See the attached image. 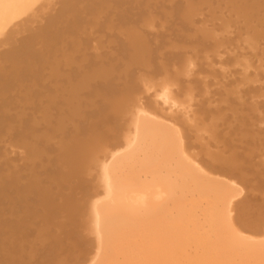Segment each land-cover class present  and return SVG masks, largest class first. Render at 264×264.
<instances>
[{
  "label": "bare ground",
  "instance_id": "obj_1",
  "mask_svg": "<svg viewBox=\"0 0 264 264\" xmlns=\"http://www.w3.org/2000/svg\"><path fill=\"white\" fill-rule=\"evenodd\" d=\"M79 1V0H78ZM92 1V0H91ZM105 1V0H104ZM117 1V0H114ZM175 1V0H174ZM190 1V0H189ZM192 1V0H191ZM211 2L208 4H211L208 12V17L210 18V22L208 25H203L202 31L203 37H207L209 40L207 43L210 47H212V50L214 48H217V52L215 51L216 55L219 57V63L221 65H224L226 63H229L231 61H237L242 67L241 77L244 81H247L249 84H252V86H247L252 89L253 85L256 86L262 78H264V0H210ZM73 0H0V49L6 48L8 55H6L5 64L9 63L8 65L4 64L3 68L0 69V96L6 97L7 95H10V92L13 90L11 88H14L15 86L21 85L23 88H29L26 89V92L23 93L27 94L28 100H37V98L40 97V95L44 94V91L39 89V83L42 81V75H40L39 67H36V63L32 64L31 61L34 58L41 59L42 55V49L41 53L38 51V49L35 48V39L41 38V35L36 33V28L34 27L35 24H38L45 19V17H48L49 22L52 20L53 23L56 24V22L53 20L55 10V7L57 5H61L62 7H65V9H69L68 7H72ZM82 2V1H81ZM84 2V1H83ZM209 2V1H208ZM114 3V2H113ZM177 3V2H176ZM191 3V2H190ZM251 3V4H250ZM171 4V3H170ZM198 4V3H197ZM85 5V4H84ZM92 5V4H91ZM104 5V4H103ZM119 5V4H118ZM135 5V4H134ZM139 5V4H137ZM200 5V4H199ZM68 6V7H67ZM217 6L218 11L220 12V15L216 12ZM58 7V6H57ZM67 7V8H66ZM140 7V6H139ZM112 8V7H111ZM62 8L61 10H63ZM136 9V8H135ZM139 10V8L137 7ZM203 9V8H202ZM206 9V8H205ZM206 9V10H207ZM60 10V9H59ZM60 10V11H61ZM103 10V9H102ZM115 10V9H114ZM173 10V9H171ZM198 10V9H197ZM58 11V10H56ZM59 13H62L60 12ZM65 11V10H63ZM187 11V10H186ZM204 11V10H203ZM208 11V10H207ZM101 12V11H100ZM128 12V11H127ZM126 12V13H127ZM141 12V11H139ZM153 12V11H152ZM163 12V11H162ZM206 12V11H204ZM174 13V12H173ZM188 13V12H187ZM194 13V11H193ZM69 14V13H67ZM182 14V13H181ZM204 14V13H203ZM207 14V13H205ZM51 15V16H50ZM54 15V16H53ZM91 15V14H90ZM174 15V14H173ZM219 15V17L217 16ZM63 16V14H62ZM68 16V15H67ZM85 16V15H84ZM96 16V15H95ZM105 16V15H104ZM186 16V15H185ZM190 16V15H189ZM196 16V15H195ZM201 16V14H200ZM204 16V15H203ZM202 16V17H203ZM52 17V19H51ZM83 17V16H82ZM138 17V15H137ZM236 17V18H235ZM175 18V17H174ZM187 17H185L186 19ZM191 18V17H190ZM195 18V17H194ZM198 18V17H197ZM166 19V18H165ZM183 18H181L182 20ZM203 19V18H202ZM237 19L235 21L236 27L234 31L231 29L232 26L228 25L230 20ZM74 20V19H73ZM191 20V19H190ZM201 20V18H200ZM209 19H206V21ZM70 21V20H69ZM177 21V20H176ZM189 21V20H185ZM196 21V20H195ZM203 21V20H202ZM73 22V21H72ZM77 22V21H76ZM96 22V21H94ZM103 22V21H102ZM133 22V20H132ZM200 22V21H199ZM198 22V23H199ZM205 22V21H204ZM239 22V23H238ZM51 23V22H50ZM86 23V22H85ZM150 23V22H149ZM163 23V22H162ZM190 23V22H189ZM234 23V21H233ZM89 24V23H88ZM128 26H131L132 24L134 26L139 25V22L134 23H126ZM183 24V23H182ZM192 24V21H191ZM206 24V22L204 23ZM48 25V24H47ZM59 25V24H58ZM63 25V24H62ZM72 25V24H71ZM112 25V24H111ZM147 25V24H146ZM197 25V24H196ZM202 25V24H201ZM36 26V25H35ZM64 26V25H63ZM67 26V25H66ZM65 26V27H66ZM91 26V25H90ZM117 26V25H116ZM157 26V25H156ZM181 26V25H180ZM198 27L200 25H197ZM196 26V27H197ZM38 27V25H37ZM52 27V26H49ZM62 27V26H59ZM81 26L74 25L69 30L71 33H78ZM86 27V26H85ZM106 27V26H105ZM160 27V26H159ZM165 27V26H164ZM195 27V25H194ZM55 28V27H54ZM138 28V27H137ZM154 28V27H151ZM192 28V27H190ZM201 28V27H200ZM35 29V30H34ZM150 29V28H149ZM155 29V28H154ZM178 29V28H177ZM187 29V28H186ZM197 29V28H196ZM64 30H66L64 28ZM85 30V29H83ZM87 30V29H86ZM142 30V29H141ZM195 30V28H194ZM232 30V31H231ZM62 31V30H61ZM148 31V30H147ZM153 31V30H151ZM192 31V30H191ZM201 31V32H202ZM29 32H31L29 34ZM39 32V31H38ZM80 32V31H79ZM88 32V30L86 31ZM112 32V31H111ZM146 32V31H145ZM162 32V31H161ZM182 32V31H181ZM200 32V33H201ZM220 32V33H219ZM26 33V37L24 34ZM45 33V31L40 32ZM247 34L248 37L253 34L251 37L246 38L247 36L243 35ZM28 34V36H27ZM81 34V33H80ZM185 34V33H183ZM195 34L199 35L198 32H195ZM45 35V34H44ZM43 35V37H45ZM76 35V34H75ZM90 35V34H89ZM115 35V34H114ZM147 35V34H146ZM167 35V34H166ZM202 35V34H201ZM200 35V36H201ZM122 36V35H121ZM120 36V37H121ZM199 36V37H200ZM245 36L246 41L245 44L248 47H243L240 45L233 46L234 48H231L233 51L230 50V43L234 40H242ZM50 38L52 36H46L45 38ZM48 39L45 44L44 41L39 39L43 42L44 45H47L48 43L51 44L52 40H60L58 39V36ZM59 37H62L59 35ZM89 37V36H88ZM97 37V36H96ZM155 37V36H153ZM198 36H196L197 38ZM21 38V39H19ZM108 38V37H107ZM124 38V37H123ZM188 38V37H186ZM195 38V37H194ZM202 38V36H201ZM70 39V38H69ZM160 39V37H159ZM181 39V38H180ZM193 39V38H192ZM76 40V39H75ZM189 40V39H187ZM203 40V39H202ZM201 40V41H202ZM54 41V42H55ZM79 41V40H77ZM91 41V40H90ZM185 41V40H184ZM207 41V40H205ZM62 43V40L60 41ZM59 42V43H60ZM70 42V41H68ZM67 42V44H68ZM74 42V41H73ZM47 43V44H46ZM92 43V42H91ZM118 43V42H117ZM147 43V42H146ZM156 43V42H155ZM188 41V45H189ZM206 43V42H205ZM39 44V42H38ZM41 44V43H40ZM63 44V43H62ZM94 44V43H93ZM157 44V43H156ZM230 44L229 46H226ZM240 44V43H239ZM53 45V43H52ZM97 45V44H95ZM130 45V44H129ZM170 45V44H169ZM200 45V44H198ZM203 45V44H201ZM51 46V45H50ZM49 46V47H50ZM65 46V45H64ZM94 46V45H92ZM100 46V45H99ZM98 46V47H99ZM109 46V45H108ZM114 46V45H113ZM46 47V46H44ZM43 47V50L45 51ZM47 45V52L49 53V48ZM63 47V46H62ZM81 47V46H80ZM112 47V46H111ZM115 47V46H114ZM118 47V46H117ZM179 47V46H178ZM199 47V46H198ZM243 47V48H242ZM9 48V49H8ZM105 48V47H104ZM110 48V46H109ZM142 48V47H141ZM155 48V47H154ZM201 48V47H200ZM89 49V48H87ZM113 49V48H112ZM111 49V50H112ZM118 49V48H117ZM120 49V48H119ZM137 49V48H136ZM168 49V48H167ZM188 49V48H187ZM186 49V50H187ZM246 49H248L253 55L249 60H246L244 62L239 61L241 58L240 54H246ZM74 50V49H73ZM114 50V49H113ZM143 50V49H142ZM162 50V49H161ZM171 50V49H170ZM178 50V49H177ZM205 50V49H204ZM216 50V49H215ZM22 51V52H21ZM95 52L97 50H94ZM101 51V50H100ZM104 51V50H102ZM175 51V50H174ZM184 51V49H183ZM192 51V50H191ZM197 51V50H196ZM210 51V49H209ZM91 52V51H90ZM114 51H112L113 53ZM118 52V51H117ZM172 52V51H171ZM202 52V51H201ZM39 53V54H38ZM51 53V52H50ZM49 53V54H50ZM93 53V52H92ZM97 53V52H96ZM95 53V54H96ZM100 53V52H99ZM98 53V54H99ZM110 53V52H109ZM120 53V52H119ZM135 53V50H134ZM152 53V52H151ZM165 53V51H164ZM203 53V52H202ZM201 53V54H202ZM206 56L208 52H205ZM213 53V52H212ZM211 53V54H212ZM42 54V55H41ZM82 54V53H81ZM125 54V52H123ZM140 54V52H139ZM191 54V53H190ZM204 54V53H203ZM210 54V53H209ZM208 54V56H209ZM37 57H36V56ZM55 55V54H54ZM112 55V54H110ZM142 55V54H141ZM155 55V54H154ZM169 55V54H168ZM188 55V54H187ZM5 56V55H3ZM41 56V57H40ZM46 56V58H45ZM70 56V55H69ZM99 56V55H98ZM120 56V55H118ZM134 56V55H133ZM170 56V55H169ZM200 56V55H199ZM212 56V55H211ZM225 56V57H223ZM2 57V54L0 55ZM49 57V55H48ZM94 57V56H93ZM108 57V56H107ZM122 57V56H121ZM146 57V56H144ZM214 57V55H213ZM47 59V54L43 56L44 60ZM52 58V57H51ZM54 58V56H53ZM100 58V57H99ZM129 58V57H128ZM151 58V57H150ZM202 58V57H201ZM208 58V57H207ZM38 59V60H39ZM69 59V58H68ZM87 59V58H86ZM90 59V58H89ZM118 59V58H117ZM132 59V58H131ZM139 59V58H138ZM210 59V58H208ZM19 60L21 62H19ZM41 60H39L41 62ZM60 60V59H59ZM58 60V62H60ZM80 60V59H79ZM99 60V59H98ZM103 60V59H102ZM108 60V58H107ZM151 60V59H150ZM195 60V59H194ZM212 60V58L210 59ZM18 61L19 64L13 62ZM30 61V62H29ZM48 61V60H46ZM119 61V60H118ZM153 61V60H152ZM187 61V60H186ZM189 61V62H188ZM188 65L186 68L189 69V67H194L192 64L195 65L196 62H192V59L188 60ZM255 61V62H254ZM7 62V63H6ZM37 62V60H36ZM70 62V61H69ZM74 62H77L74 60ZM80 62V61H79ZM94 62V61H93ZM155 62V61H154ZM158 62V61H157ZM203 62V61H202ZM212 62V61H211ZM216 62V61H215ZM218 62V61H217ZM43 63V62H42ZM41 63V64H42ZM72 63V62H70ZM128 63V62H127ZM173 63V62H172ZM199 63V62H198ZM0 64V65H2ZM58 64V63H57ZM61 64V63H60ZM68 64V63H67ZM75 64V63H73ZM78 64V63H77ZM80 64V63H79ZM103 64V63H102ZM111 64V63H110ZM126 64V63H125ZM123 64V66L125 65ZM176 64V63H175ZM182 64V63H180ZM202 64V63H201ZM213 64V63H212ZM50 65V64H49ZM87 65V64H86ZM183 65V64H182ZM192 65V66H191ZM211 65V64H210ZM42 66V65H39ZM47 66V65H46ZM51 66V65H50ZM53 66V64H52ZM59 68V65H56ZM74 66V65H73ZM76 66V65H75ZM83 66V65H82ZM129 66V65H128ZM205 66V65H204ZM214 66V65H213ZM49 67V66H48ZM55 67V65H54ZM67 67V66H66ZM103 67V66H102ZM174 67V66H173ZM179 67V66H178ZM198 67V65H197ZM226 67V66H225ZM56 68V67H55ZM57 68V69H58ZM79 68V69H78ZM78 71L80 72V66H78ZM89 68V67H86ZM127 68V65H126ZM129 68V67H128ZM134 68V67H133ZM202 68V67H201ZM205 68V67H203ZM211 68V67H210ZM217 68V67H216ZM45 69V68H44ZM54 69V68H53ZM52 69V70H53ZM115 69V68H114ZM112 69V70H114ZM159 69V68H158ZM176 69V68H175ZM185 69V68H183ZM191 69V68H190ZM209 69V68H206ZM213 69V67L211 68ZM220 69V66L218 70ZM42 70V69H41ZM49 70V69H48ZM55 70V69H54ZM85 70V69H84ZM103 70V69H102ZM109 70V69H108ZM110 70V71H112ZM128 70V69H127ZM139 70V69H138ZM152 70V68H151ZM177 70V69H176ZM175 70V71H176ZM205 70V69H204ZM216 70V69H215ZM45 71H47L45 69ZM71 71V70H70ZM77 71V70H75ZM121 71V70H120ZM168 71V70H167ZM186 71V70H184ZM189 71V70H188ZM223 70H221L222 72ZM93 72V71H92ZM122 72V71H121ZM125 72V71H124ZM190 72V71H189ZM202 72V71H201ZM208 72V70L206 71ZM216 72V71H215ZM214 72V73H215ZM225 72V71H224ZM238 72V70L236 71ZM43 73V72H42ZM88 72L82 71L79 75L82 77H86V74ZM113 73V72H112ZM116 73V72H115ZM154 73V72H153ZM180 73V72H179ZM184 73V72H183ZM186 73H188L186 71ZM193 73V68L192 72ZM205 73V71H204ZM239 73V72H238ZM45 74V73H44ZM47 74V73H46ZM77 74V73H76ZM109 74V73H108ZM111 74V73H110ZM166 74V73H165ZM171 74V73H170ZM169 74V75H170ZM175 74V73H174ZM190 74V73H188ZM188 74L185 76L187 77ZM199 74V72H198ZM197 74V75H198ZM201 74V73H200ZM211 74V73H210ZM209 74V75H210ZM213 74V73H212ZM222 74V73H221ZM99 75H100V69H99ZM120 75V74H119ZM118 75V76H119ZM140 75V74H139ZM146 75V74H145ZM150 75V74H149ZM177 75V73H176ZM181 75V74H180ZM183 75V74H182ZM192 75V74H191ZM206 75V78H211ZM204 75V76H205ZM214 75V74H213ZM224 75V74H223ZM254 75V76H253ZM115 76V75H114ZM121 76V75H120ZM123 76V75H122ZM138 76V75H137ZM147 76V75H146ZM156 76V75H155ZM175 76V75H173ZM183 75V77H185ZM190 76V75H189ZM188 76L187 80L190 79ZM203 76V77H204ZM219 76V75H218ZM222 76V75H220ZM237 76H240L237 74ZM235 75H232L231 78L236 79L237 77ZM90 77V76H89ZM100 77V76H99ZM111 77V76H110ZM141 77V76H140ZM193 77V76H191ZM198 77V76H197ZM228 76L225 75V78ZM61 78V77H60ZM59 78V79H60ZM75 78V77H74ZM102 78V77H100ZM107 78V76H106ZM166 78V77H165ZM169 78V77H168ZM179 78V77H178ZM202 78V77H201ZM71 78H69L70 80ZM79 79V77H78ZM88 79V78H87ZM94 80V78H92ZM105 79V78H104ZM110 79V78H109ZM120 79V78H119ZM122 79V78H121ZM133 79V76H132ZM171 79V78H170ZM185 79L186 78H182ZM194 79V77H193ZM196 79V78H195ZM209 79V80H210ZM214 79V78H213ZM51 80V79H50ZM64 80V79H62ZM60 80V81H62ZM73 80V77H72ZM71 80V81H72ZM82 80V79H81ZM92 80V81H93ZM114 80V79H113ZM143 80V79H142ZM150 80V78H149ZM186 80V81H187ZM191 80V79H190ZM205 80V78H204ZM208 80V79H207ZM208 80V81H209ZM222 80V79H221ZM225 79H223V82ZM238 80V79H237ZM263 80V79H262ZM48 81V80H47ZM59 81V82H60ZM95 81V80H94ZM93 81V82H94ZM109 82L111 80H108ZM118 81V80H117ZM136 81V80H135ZM139 81V80H138ZM161 81V82H160ZM160 83H162L161 77H160ZM169 81V80H168ZM171 81H173L171 79ZM178 81V80H177ZM176 81V82H177ZM182 81V80H181ZM192 81V80H191ZM197 81V80H195ZM206 81V80H205ZM213 81V80H212ZM76 82V81H75ZM102 82V81H101ZM104 82V81H103ZM108 82V83H109ZM130 82V80L128 81ZM148 82V81H147ZM214 82V81H213ZM241 82V81H240ZM243 82V81H242ZM45 83V82H44ZM48 85H54L53 83ZM74 83V80H73ZM95 83V82H94ZM107 83V81H106ZM105 83V84H106ZM122 83V82H120ZM146 83V82H145ZM151 83H153L151 81ZM154 83H156L154 81ZM170 83V82H169ZM174 83V81H173ZM189 83V82H188ZM191 83V82H190ZM208 82L207 84H209ZM220 83V82H219ZM231 82H228V84ZM68 84V83H67ZM84 84H90L89 80L84 79L83 80V86ZM99 84V82H98ZM97 84V85H98ZM117 84V83H116ZM141 84V83H140ZM144 84V82H143ZM142 84V85H143ZM150 84V83H149ZM147 84V86L149 85ZM167 84V82H166ZM175 84V83H174ZM178 84V83H177ZM180 84V81H179ZM178 84V85H179ZM187 84V82H186ZM226 84V85H228ZM233 84V83H232ZM231 84V85H232ZM235 84V83H234ZM244 84V83H243ZM264 84V83H262ZM47 85V86H48ZM51 85V86H52ZM56 85V80H55ZM54 85V88H55ZM62 85H64L62 83ZM61 85V86H62ZM66 85V84H65ZM70 85V84H69ZM72 85V83H71ZM109 85V84H107ZM111 85V83H110ZM138 85V84H137ZM164 85V84H163ZM173 85V84H171ZM171 85L165 86V88L170 87L173 90H175V86L171 88ZM183 85V84H182ZM213 85V84H212ZM216 85V84H215ZM214 85V86H215ZM238 85V84H237ZM247 85V84H246ZM245 85V86H246ZM60 86V84H59ZM74 86V85H72ZM71 86V88H72ZM82 87V85L80 84ZM133 86V85H132ZM126 84L125 89H123L120 93L122 94V97L119 95H116L114 92L115 90L110 91L108 90V87H106V90L108 92V95L113 99L114 96H111L110 94H115L116 96H119L120 99L123 98V101L120 103L118 102H111L107 98L106 90L104 96H102L106 101V106H110L108 110L102 115V123L106 126V130L103 131V135L96 133L95 136H93L92 144L89 143L92 147H86L77 145L74 146V151L76 153H72L73 157L70 158L69 154H62L59 156V161H62L60 163H64L65 169L63 165V172H66L67 174L71 175H84L86 173H89L88 171L92 170H98V181H99V188L95 189L86 199L84 202H79L76 204L75 208L79 211V209H82V214H84V217L86 218V224L91 229L90 236L95 239L94 244V255L92 257H89L85 259L81 264H264V222L260 226H257L252 228L247 227L244 228L242 226V219L241 222L238 217L235 215V211H237V205L239 199L244 195L245 189L242 185L244 182L245 184L248 183L247 177H245V168L237 165V157L239 156V152H236L234 150V153L231 157L228 159H224V154L227 152L222 148L219 149L216 153H213L211 156V161L209 164L201 163V159L199 160L195 154H193L191 150V146L189 142L187 141L186 135L179 127V124H177V119L174 117H171L168 115L171 114V111L174 114L173 109L179 110L180 113H182V119H183V125L185 123L189 124V120L191 118L190 112L187 107V110L181 109L184 104H181L182 106H179L178 102L173 98L174 96L172 93L167 91H163L161 95V103L167 108L168 114L158 111V110H149L146 108L144 104H142V95L141 99H134L133 105L130 104V101L134 97V89L133 87ZM140 86V85H139ZM138 86V88H139ZM145 86V85H144ZM152 86L149 85L148 87ZM156 84H154V87ZM195 86V84L193 85ZM203 86V85H202ZM206 87L207 85L204 84ZM219 86V85H218ZM221 86V84H220ZM225 86V85H224ZM239 86V85H238ZM260 86V85H259ZM258 86V87H259ZM65 87V86H64ZM79 87V86H78ZM120 87V85H119ZM146 87V90L148 89ZM159 87V86H157ZM182 87V86H181ZM209 87V86H208ZM207 87V88H208ZM229 87V86H228ZM231 87V86H230ZM32 88L35 89V91L31 90ZM48 88V87H47ZM50 88V87H49ZM57 88V87H56ZM84 89V87H82ZM104 88V87H103ZM111 88V86L109 87ZM135 88V87H134ZM143 88V87H142ZM152 88V87H151ZM161 88V87H159ZM164 88V87H163ZM162 88V89H163ZM164 88V90H165ZM179 88V87H178ZM196 88V86H195ZM194 88V89H195ZM204 88V87H203ZM206 88V89H207ZM216 88V87H215ZM222 88V86H221ZM221 88L219 89V93L221 92ZM225 88V87H224ZM16 90V88H14ZM77 89V87H76ZM86 89V88H85ZM157 89V88H156ZM183 89V88H182ZM188 89V87H187ZM192 89V87H191ZM212 89V88H211ZM210 89V90H211ZM237 89H240L238 87ZM254 89V88H253ZM257 89V87L255 88ZM261 90L264 91V85L260 87ZM53 90V89H52ZM57 90V89H56ZM80 90V89H79ZM82 90V89H81ZM121 90V89H120ZM153 90V89H152ZM151 90V92H153ZM159 90V89H158ZM198 90V89H197ZM205 90V89H204ZM216 90V89H215ZM218 90V87H217ZM230 90V88H229ZM236 90V89H235ZM245 90V89H244ZM260 90V91H261ZM78 91V90H77ZM83 91V90H82ZM82 91L80 93H82ZM93 91V90H92ZM91 91V92H92ZM176 91V90H175ZM179 91V90H178ZM183 91V90H182ZM195 91V90H194ZM213 91V90H212ZM225 91V90H224ZM232 91V90H231ZM248 91V92H249ZM15 92V91H14ZM58 92V91H57ZM74 92V90H73ZM138 92V91H137ZM142 92V90H141ZM145 92V91H144ZM143 92V93H144ZM148 91H146L147 93ZM155 92V90H154ZM174 92V91H173ZM189 92V91H188ZM191 92V91H190ZM204 92V91H203ZM230 92V91H229ZM235 92V91H233ZM232 92V93H233ZM239 92V90H238ZM13 93V92H12ZM110 93V94H109ZM150 93V90L148 94ZM159 91V95H160ZM187 93V92H186ZM196 93V92H195ZM198 93V92H197ZM231 93V94H232ZM258 93V92H257ZM261 93V92H260ZM263 93V92H262ZM18 94V93H17ZM46 94V93H45ZM87 94V92H86ZM153 94V93H150ZM149 94V96H150ZM192 94V93H190ZM207 94V93H206ZM209 94V93H208ZM211 94V93H210ZM241 94V92H239ZM238 94V96H239ZM264 94V93H263ZM88 95V94H87ZM99 95V94H98ZM145 95V94H143ZM154 95V94H153ZM157 94V96H159ZM172 95V96H171ZM185 95V94H183ZM182 95V96H183ZM187 95V94H186ZM185 95V96H186ZM189 95V94H188ZM200 95V94H199ZM227 95V94H226ZM225 95V96H226ZM235 94H233L234 96ZM247 95V94H246ZM250 95V93H249ZM258 95V94H257ZM255 95L254 97H256ZM47 96V95H46ZM146 96V95H145ZM152 96V95H151ZM156 96V95H154ZM156 96V97H157ZM180 96V94H179ZM184 96V98H185ZM205 96V95H204ZM203 96V97H204ZM207 96V95H206ZM214 96V95H211ZM216 96V94H215ZM220 96V95H219ZM224 96V95H223ZM222 96V97H223ZM236 96V95H235ZM242 94L240 95L239 99L241 100ZM245 96V94H244ZM248 96V95H247ZM261 96V95H260ZM264 96V95H263ZM17 97V96H16ZM100 97V98H102ZM190 97V96H189ZM195 97V95H194ZM253 97V93H252ZM24 98V97H23ZM148 98V97H147ZM218 98V97H217ZM217 98H213L214 100H217ZM15 99V98H14ZM17 99V98H16ZM77 99V98H76ZM80 99V98H79ZM82 99V98H81ZM90 99V98H89ZM146 101V98H144ZM154 99V97H153ZM152 99V101H153ZM158 97L155 98L154 101H157ZM189 99V98H188ZM187 99V100H188ZM197 99V97H196ZM210 99V98H209ZM224 99V98H222ZM236 99V98H235ZM238 99V97H237ZM247 99V97H246ZM245 99V101H246ZM249 99V98H248ZM251 99V98H250ZM253 99V98H252ZM257 99V98H256ZM263 101H259L256 103V106L260 105L257 108H254L256 112H259V114H263L264 112L261 111L262 108H264V98H262ZM5 100V103H4ZM8 99L2 98L0 109L4 111V117L0 118V128L1 129H9L15 131L19 124V128L22 130L21 138L27 137V138H36V132L39 128L34 127L31 124L28 116H22L20 118H14V119H8L7 117H15L16 114H10L8 115L9 111L8 107L12 104L11 101H7ZM100 100V99H99ZM150 100V98H149ZM148 100V101H149ZM232 97L227 96L226 98V104L228 102H231ZM17 101V100H15ZM38 101V100H37ZM42 101V100H41ZM82 101V100H80ZM86 101V99L84 100ZM144 101V100H143ZM160 101V98H159ZM197 101V100H196ZM222 101V100H221ZM248 101V100H247ZM253 101V100H252ZM258 101V99L256 100ZM8 102V103H6ZM48 102V101H47ZM52 102V101H51ZM60 102H62L60 100ZM59 102V103H60ZM71 102L72 101L71 99ZM78 102V100H77ZM88 102V101H87ZM91 102V101H90ZM96 102V101H95ZM103 102V99H102ZM133 102V101H132ZM180 102V100H179ZM188 102H192V100H188ZM239 102V100H238ZM242 102V101H241ZM254 102V101H253ZM20 103V102H19ZM22 103V102H21ZM24 103V101H23ZM57 102V104L52 107H44V115L51 112V115L53 114V110H55L60 104ZM69 103V102H68ZM144 103V102H143ZM156 103V102H155ZM158 103V102H157ZM184 103V102H182ZM193 103V102H192ZM191 103V104H192ZM247 103V102H246ZM252 103V102H251ZM249 103V104H251ZM14 104V102H13ZM146 104V103H145ZM154 104V103H153ZM205 104V103H204ZM211 104V103H210ZM213 104V102H212ZM239 104V103H238ZM254 104V103H252ZM17 105V104H16ZM22 105V104H21ZM51 105V104H50ZM69 105V104H68ZM67 105V106H68ZM76 105V104H75ZM82 105V103H81ZM86 105V103H85ZM157 105V104H156ZM189 105V104H188ZM219 105V104H218ZM217 105V106H218ZM222 105V104H221ZM225 105V104H224ZM231 105V104H230ZM247 105V104H246ZM12 106V105H11ZM41 106V105H40ZM49 106V105H48ZM74 106V105H73ZM72 106V107H73ZM77 106V105H76ZM94 106V103H89V107L92 108ZM101 106V105H99ZM98 106V107H99ZM148 106V104H147ZM187 106V104H186ZM216 106V107H217ZM223 106V105H222ZM219 105L217 109L219 110V113L221 110H225L226 107H222ZM248 106V105H247ZM20 107V106H18ZM22 107V106H21ZM38 107V105H37ZM79 107V106H78ZM85 107V106H84ZM88 107V108H89ZM160 107V106H159ZM189 107V106H188ZM192 107V106H191ZM189 107V108H191ZM195 107V106H194ZM215 106H212V108ZM233 107V106H232ZM240 109L243 111L244 104L239 106ZM33 108V105L32 107ZM36 108V106H35ZM59 108V107H58ZM64 108V107H63ZM86 108V107H85ZM158 108V107H157ZM203 108V106H202ZM228 108V107H227ZM234 108V107H233ZM26 109V108H25ZM84 109V108H83ZM87 109V108H86ZM100 109V108H99ZM200 109V108H199ZM198 109V110H199ZM205 109V108H204ZM216 109V110H217ZM13 110V108H12ZM16 110V109H14ZM59 110V109H58ZM57 110V111H58ZM68 110V109H67ZM70 110V107H69ZM73 110H78L77 108ZM70 110L69 112L73 111ZM82 110V109H81ZM85 110V109H84ZM83 110V111H84ZM93 110V109H92ZM197 110V109H196ZM217 110V111H218ZM240 110V111H241ZM254 110L252 109L251 112ZM263 110V109H262ZM7 111V112H6ZM11 111V110H10ZM21 111V109H20ZM31 111V110H30ZM90 111V110H88ZM176 111V110H175ZM203 111V110H202ZM216 111V112H217ZM231 111V110H230ZM228 111V112H230ZM238 111V109H237ZM241 111V112H242ZM22 112V111H21ZM81 111H79L80 113ZM176 112L177 115L179 113ZM194 112V111H193ZM244 112V111H243ZM247 112V111H246ZM249 112V111H248ZM252 112V113H253ZM254 112V114H256ZM61 114V112H59ZM74 113V112H72ZM103 113V112H102ZM120 113V114H119ZM175 113V114H176ZM179 113V114H180ZM196 113V112H195ZM209 113V112H208ZM207 113V114H208ZM215 113V112H214ZM213 113V114H214ZM232 113V112H230ZM229 113V115H230ZM235 113V112H234ZM27 114V113H26ZM30 114V113H29ZM43 114V113H42ZM65 114V113H64ZM77 114V113H76ZM76 114H74L76 116ZM82 114V112L80 113ZM99 114V113H98ZM115 118H113V116ZM211 114V113H210ZM209 114V116H210ZM218 114V113H215ZM223 114V113H222ZM258 114V113H257ZM256 114V115H257ZM3 115V114H2ZM8 115V116H7ZM25 115V114H24ZM37 115V114H35ZM41 115V114H40ZM39 115V116H40ZM63 115V114H62ZM73 115V114H72ZM85 115V114H84ZM97 115V114H95ZM113 115V116H112ZM172 115V114H171ZM193 115V114H192ZM203 115V114H202ZM201 115V116H202ZM229 115L226 113L224 116L221 115L222 121L220 119L219 124H216L210 128L209 130V136H210V142L211 146L215 145L217 146L215 142H213L215 139V135L218 134H225L228 136H232L233 134H236V132L243 133L248 126V124L245 121H242L244 127L236 129L235 127L230 126L228 124ZM232 115V114H231ZM247 115V114H246ZM251 113L248 114L250 116ZM259 115V116H260ZM31 116V115H30ZM81 116V115H80ZM127 116V118H126ZM194 116V115H193ZM213 116V115H211ZM226 116V117H225ZM253 117V115H251ZM58 117V116H57ZM56 117V118H57ZM74 117V116H73ZM88 117V116H87ZM117 117V118H116ZM123 117V118H121ZM216 117V116H215ZM220 117V116H218ZM53 118V117H52ZM79 118V116H78ZM84 118V117H83ZM180 118V117H179ZM257 118V116H256ZM55 120V118H53ZM63 119V117H62ZM72 119V118H70ZM77 119V118H76ZM86 119V118H85ZM89 119V118H88ZM111 119H114L113 122H110ZM118 119V120H117ZM122 119V120H120ZM195 119V118H194ZM205 119H207L205 114ZM233 119V118H232ZM250 119V118H249ZM12 120V121H11ZM16 120V121H15ZM60 120V119H59ZM64 120H67L66 117ZM82 120V119H81ZM80 120V121H81ZM185 120V121H184ZM200 120V119H199ZM238 120V117H237ZM251 120V119H250ZM37 121V120H36ZM44 121V120H43ZM42 121V122H43ZM50 121V120H49ZM77 121V120H76ZM75 121V122H76ZM84 119L81 121L83 122ZM181 121V120H180ZM210 121V120H209ZM212 121V119H211ZM232 121V120H231ZM234 121V120H233ZM236 121V119H235ZM239 121V120H238ZM13 122V123H12ZM62 122V121H61ZM80 122V123H81ZM85 122V121H84ZM89 122V121H88ZM175 122V123H174ZM182 122V121H181ZM230 122V121H229ZM53 123H55L53 121ZM51 123V124H53ZM58 123V120L56 124ZM65 123V121L63 122ZM72 122H68V125H72ZM79 123V124H80ZM91 123V122H90ZM90 123H87L89 125ZM93 123V122H92ZM91 123V124H92ZM95 123V122H94ZM122 126V131L126 132L122 136V139L120 137L116 138L115 132L118 131L117 128ZM192 123V122H191ZM202 123V122H201ZM204 123V122H203ZM213 123V122H212ZM232 123V122H230ZM252 131L253 133H264V117L258 118V124L252 123ZM39 127L41 128V123H38ZM45 124V123H44ZM48 125V123H46ZM61 124V123H58ZM82 124V123H81ZM84 124V123H83ZM86 124V123H85ZM200 124V123H199ZM208 124V123H207ZM214 124V123H213ZM237 124V123H236ZM46 125V127H47ZM64 125V124H63ZM75 125V124H73ZM94 125V124H93ZM126 125V126H125ZM181 125V124H180ZM191 124H189L190 126ZM229 125V126H228ZM37 126V125H36ZM56 126V125H55ZM62 126V125H61ZM82 126V125H81ZM84 126V125H83ZM104 126V127H105ZM182 126V125H181ZM199 128L198 125H194ZM228 126L227 129H225ZM44 127V126H43ZM50 127V126H49ZM59 127V126H58ZM74 127V126H73ZM86 127V126H85ZM89 127V126H88ZM92 127V126H91ZM95 127V126H93ZM205 127V126H204ZM220 127H223L220 128ZM239 127V126H238ZM53 128V127H52ZM68 128V127H67ZM72 128V127H71ZM80 128V126H79ZM209 128V126H208ZM250 128V127H249ZM5 129V130H6ZM44 129V128H43ZM48 129V128H47ZM62 129V128H61ZM78 129V128H75ZM74 129V130H75ZM96 129V128H95ZM98 129V128H97ZM103 129V127H102ZM105 129V128H104ZM4 130V131H5ZM11 130V132H12ZM31 130V131H28ZM46 130V129H45ZM45 130L42 132L44 133ZM60 130V129H59ZM82 130V128L80 129ZM77 130V131H80ZM87 130V129H86ZM121 130V128H120ZM188 130V129H187ZM63 131V130H60ZM70 131V130H69ZM94 131V130H93ZM97 131V130H96ZM101 131V130H100ZM121 131V132H122ZM250 131V129H249ZM251 131V132H252ZM41 132V133H42ZM75 132V131H74ZM87 132V131H86ZM99 132V131H98ZM120 131H118L119 133ZM190 132V131H189ZM198 132V131H197ZM208 132V131H207ZM8 133V132H7ZM6 133V134H7ZM10 133V132H9ZM15 132H13L14 134ZM47 133V132H46ZM61 133V132H60ZM83 133V132H82ZM89 133V132H88ZM87 133V134H88ZM92 133V132H90ZM203 132H201L202 135ZM250 133V132H249ZM5 134V135H6ZM18 134V133H17ZM48 134V133H47ZM191 134V133H189ZM194 134V133H193ZM198 134V133H197ZM247 134V133H246ZM4 135V134H3ZM11 135V134H10ZM45 135V134H44ZM74 135V134H73ZM92 135V134H91ZM206 135V134H205ZM1 136V135H0ZM13 136V135H12ZM18 136V135H17ZM46 136V135H45ZM208 136V135H207ZM207 136H205L207 138ZM208 136V137H209ZM219 136V135H218ZM249 136V135H248ZM247 136V137H248ZM2 137V136H1ZM8 137V136H7ZM44 137V136H43ZM50 139L52 138V135L49 136ZM92 137V136H91ZM196 137V136H195ZM200 137V136H199ZM202 137V136H201ZM204 137V136H203ZM233 137V136H232ZM257 137V136H256ZM13 138V137H12ZM38 138V137H37ZM36 138V140H37ZM69 138V136H68ZM115 140H114V139ZM225 138V137H224ZM223 138V140H224ZM251 138V137H250ZM18 139V138H17ZM25 139V138H24ZM53 139V138H52ZM81 139V137H80ZM83 139V138H82ZM91 139V138H90ZM234 139V138H233ZM237 139V138H236ZM242 139V138H241ZM261 140V138L259 137ZM1 140V139H0ZM11 140V139H10ZM15 140V138H14ZM46 140V139H45ZM49 140V139H48ZM57 140V139H56ZM85 140V139H84ZM196 140V139H195ZM199 140V139H198ZM207 140V139H206ZM227 140V139H225ZM224 140V141H225ZM8 141V139L6 140ZM38 141H40L38 139ZM37 141V142H38ZM60 139V143H61ZM66 141V140H65ZM81 141V140H80ZM220 141V140H219ZM239 141V140H238ZM2 142V141H1ZM17 142V141H16ZM47 142V141H46ZM50 141L49 143L51 144ZM58 142V143H59ZM63 142V141H62ZM76 142V141H75ZM78 142V141H77ZM76 142V143H77ZM203 142V141H202ZM208 142V141H207ZM205 141V143H207ZM241 142V140H240ZM4 143V141H3ZM10 143V141H9ZM20 143V142H19ZM19 143H16L19 145ZM40 143V142H39ZM56 141V144H58ZM196 143V142H195ZM204 143V144H205ZM209 143V142H208ZM35 144V142H34ZM37 144V143H36ZM54 146L55 142L53 143ZM62 144V143H61ZM67 144H69L67 142ZM79 144V143H78ZM198 144V143H197ZM202 144V143H201ZM226 144V143H225ZM233 144V143H232ZM241 144V143H240ZM250 144V143H249ZM264 144V143H263ZM10 145V144H8ZM11 145H14L11 144ZM10 145V146H11ZM66 144H64L65 146ZM199 145V144H198ZM206 145V144H205ZM208 145V144H207ZM236 145V143H235ZM6 149L8 148L7 145ZM21 146V145H20ZM32 147V145H29ZM39 146V145H38ZM59 146V144H58ZM203 146V145H201ZM209 146V145H208ZM220 144L218 145V147ZM234 146V145H233ZM243 146V145H242ZM245 146V145H244ZM253 147V145H250ZM249 146V150L250 149ZM37 147V146H36ZM52 146H50L51 148ZM228 147V145H227ZM248 147V146H247ZM49 148V149H50ZM63 148V144H62ZM61 148V150H63ZM104 148H111L109 151H104ZM205 148V146H204ZM208 148V147H207ZM236 148V147H235ZM238 148V147H237ZM256 148V147H255ZM258 148V147H257ZM5 149V147L3 148ZM12 149V148H11ZM16 149V148H15ZM24 149V148H22ZM31 149V148H30ZM32 149L36 148L32 147ZM39 149V148H38ZM67 149V146H66ZM193 149V148H192ZM200 149V147H199ZM211 149V148H210ZM215 149V148H214ZM213 149V151H215ZM231 149V148H230ZM229 149V150H230ZM261 149V148H260ZM9 150V149H7ZM21 150V149H20ZM25 150V149H24ZM51 150V149H50ZM60 150V148H59ZM68 150V149H67ZM209 150V149H208ZM258 150V149H254ZM13 152V150H11ZM18 151V150H15ZM32 151V150H30ZM48 151V150H47ZM199 151V150H198ZM211 151V150H210ZM260 152V150H258ZM33 153H37L38 150ZM69 152V151H68ZM99 152L100 155L95 156L94 154H97ZM197 152L196 150L194 151ZM203 152V150H202ZM205 152V151H204ZM209 152V151H208ZM252 152V151H251ZM255 152V151H254ZM257 152V151H256ZM25 153V152H24ZM55 153V151H54ZM263 153V152H261ZM2 154V153H1ZM15 154V152H14ZM18 154V153H16ZM22 154V153H21ZM20 154V155H21ZM26 154V153H25ZM206 154V153H204ZM242 154V153H241ZM254 154V153H253ZM264 154V153H263ZM23 155V154H22ZM30 155V154H29ZM32 155V154H31ZM58 155V154H57ZM68 155V156H67ZM231 155V154H230ZM259 155V154H258ZM13 156V155H12ZM55 156V155H54ZM67 156V157H66ZM93 156L95 158H93ZM204 155H202L203 157ZM208 156V155H207ZM249 156V155H248ZM7 157V155L5 156ZM15 157V156H14ZM22 157V156H21ZM45 157V155H44ZM205 157V156H204ZM26 158V157H25ZM30 158V157H29ZM34 158V156H33ZM37 158V157H36ZM206 158V157H205ZM1 159V157H0ZM8 159V158H7ZM27 159V158H26ZM56 159V158H55ZM54 159V160H55ZM239 159V158H238ZM241 159V158H240ZM4 160V159H2ZM13 160V159H12ZM21 160H24L21 159ZM20 160V161H21ZM43 160V159H42ZM53 160V161H54ZM209 160V159H208ZM255 160V159H254ZM1 161V160H0ZM32 161V160H29ZM34 161V160H33ZM37 160H35L36 163ZM39 161V160H38ZM252 161V160H251ZM256 161V160H255ZM6 162V161H5ZM22 162V161H21ZM28 163V161H27ZM26 163V164H27ZM33 163V162H32ZM33 163V164H35ZM40 163V162H39ZM254 163V161L252 162ZM8 164V163H7ZM12 164V163H11ZM31 165V162L29 163ZM51 164V162H50ZM241 164V162H240ZM248 164V163H246ZM13 165V164H12ZM42 165V164H41ZM40 165V166H41ZM56 165V163H55ZM60 165V164H59ZM263 165V164H262ZM5 166V165H4ZM28 164L26 165V167ZM33 166V165H32ZM47 166V165H46ZM57 166V165H56ZM247 166V165H246ZM258 166V165H257ZM14 167V166H13ZM17 167V166H16ZM15 167V168H16ZM53 167V166H52ZM59 167V168H61ZM18 168V167H17ZM25 168V167H24ZM29 168V166L27 167ZM35 168V165L34 167ZM43 168V166H42ZM41 168V169H42ZM58 167H56L57 169ZM259 168V167H258ZM11 169L12 168H8ZM23 169V167H22ZM20 169V171L22 170ZM38 169V168H37ZM40 169V170H41ZM54 169V167H53ZM17 172V169H15ZM36 170V169H35ZM259 170V169H258ZM24 171V170H23ZM39 171V170H38ZM37 171V172H38ZM48 171V170H47ZM58 171V170H57ZM95 171V172H96ZM19 172V171H18ZM17 172V173H18ZM44 172V171H43ZM54 172V171H53ZM248 172V171H247ZM264 172V171H263ZM1 173V172H0ZM14 173V172H13ZM23 173V172H22ZM33 173V172H32ZM31 173V174H32ZM36 173V172H35ZM40 173V172H39ZM46 173V172H44ZM52 173V172H51ZM92 173V172H91ZM90 173V174H91ZM3 174V173H2ZM8 174V173H7ZM11 173H9L10 176ZM15 174V173H14ZM30 174V173H29ZM53 174V173H52ZM60 174V173H59ZM62 174V173H61ZM60 174V175H61ZM94 174V172H93ZM20 175V174H19ZM25 175V174H24ZM34 175V174H33ZM41 175V174H37ZM43 175V174H42ZM46 175V174H45ZM55 175V174H54ZM96 175V176H97ZM8 176V175H7ZM6 176V177H7ZM52 176V175H51ZM16 177V176H15ZM19 177V176H18ZM43 177V176H42ZM61 177V176H60ZM69 177V176H68ZM238 177H242L241 179L243 182L241 183L238 180ZM1 178V177H0ZM9 178V177H8ZM14 178V177H13ZM12 178V179H13ZM34 178V177H33ZM36 178V177H35ZM63 178V177H62ZM72 178V177H71ZM89 178V177H88ZM87 178V179H88ZM40 179V177H39ZM42 179V178H41ZM58 179V178H57ZM66 179V178H64ZM70 179V178H68ZM92 179V178H91ZM6 180V179H5ZM19 180V179H18ZM17 180V181H18ZM37 180V178H36ZM43 180H45L43 178ZM48 180V179H47ZM55 180V179H52ZM86 180V179H85ZM89 180V179H88ZM62 181V180H61ZM67 181V180H66ZM76 182V181H75ZM4 183V182H3ZM39 183V180H38ZM47 183V182H46ZM56 183L58 185V182L56 180ZM77 183V182H76ZM243 183V184H244ZM253 183V182H252ZM8 184V182H7ZM26 184V183H24ZM43 184V183H42ZM61 184V182L59 183ZM97 184V182H96ZM1 185V184H0ZM19 185V184H18ZM16 185V187L18 186ZM45 185V184H44ZM51 185V184H49ZM66 185V184H65ZM71 185V184H70ZM84 185V184H83ZM2 186V185H1ZM0 186V187H1ZM20 186V185H19ZM52 186V185H51ZM56 186V185H55ZM87 186V185H86ZM94 186V184L92 185ZM247 186V185H246ZM22 187V186H21ZM30 190L32 189L29 185ZM44 187V186H43ZM62 187V185H61ZM66 187V186H64ZM69 187V186H68ZM72 187V186H71ZM256 187V186H255ZM28 188V187H27ZM37 188V187H36ZM35 188V189H36ZM58 187L55 188V190ZM89 188V187H88ZM2 189V188H1ZM13 189V187H12ZM41 189V188H40ZM39 189V190H40ZM48 189V188H47ZM47 189L45 191H47ZM19 190V189H18ZM21 190V189H20ZM27 190V189H26ZM50 190H53L50 188ZM59 190V189H58ZM63 190V189H61ZM24 191V190H22ZM29 191V190H28ZM27 193L29 194V192ZM33 191V190H31ZM68 191V190H67ZM44 192V191H43ZM60 192V191H59ZM63 192V191H62ZM77 192V190H76ZM2 193V192H0ZM21 193V192H20ZM26 193V194H27ZM87 193V192H86ZM31 194V193H30ZM29 194V195H30ZM35 194V193H32ZM31 194V196H33ZM39 194V193H38ZM45 194V193H44ZM55 194V193H54ZM80 194V193H79ZM83 194V193H82ZM25 195V194H24ZM27 195V197L29 196ZM47 195V193H46ZM49 195V194H48ZM69 195V194H68ZM76 196V195H75ZM74 196V197H75ZM262 196V195H261ZM264 196V195H263ZM3 197V196H2ZM24 197V196H23ZM38 197V196H37ZM58 197V196H57ZM56 197V199H57ZM70 197V196H68ZM30 200H34V197H28ZM27 198V200H28ZM54 198V197H53ZM63 198V197H62ZM86 198V197H85ZM84 198V199H85ZM251 198V197H250ZM3 199V198H2ZM49 199V198H48ZM55 199V200H56ZM61 199V198H60ZM254 199V198H253ZM264 199V198H262ZM9 200V199H8ZM26 200V201H27ZM36 200V199H35ZM34 200V201H35ZM65 200V199H64ZM80 200V199H79ZM20 201V200H19ZM22 201V200H21ZM34 201H32V206ZM6 202V201H5ZM9 202V201H8ZM24 202V201H23ZM72 202V200H71ZM74 202V201H73ZM43 203V202H42ZM57 203L58 200H57ZM66 203V202H62ZM253 205V202H251ZM28 204V201H27ZM71 204V203H70ZM243 204V203H242ZM11 205V204H10ZM25 205V204H24ZM30 205V204H29ZM28 205V206H29ZM46 205L50 209V205L48 202ZM55 205H59L56 204ZM74 205V203H73ZM4 206V205H3ZM39 206V205H38ZM246 206V205H245ZM64 207V206H63ZM67 207V206H66ZM55 208V207H53ZM35 209V208H34ZM48 209V208H47ZM65 209V208H64ZM62 209V210H64ZM51 210V209H50ZM66 210V209H65ZM69 210V208H68ZM73 210V209H72ZM14 211V210H13ZM27 211V210H26ZM76 211V210H75ZM254 211V210H253ZM258 211V210H257ZM19 212V211H17ZM37 212V210H36ZM43 212V210H42ZM46 212V211H45ZM14 213V212H13ZM51 213V212H50ZM65 213V212H64ZM77 212H75L76 214ZM81 213V212H80ZM79 213V214H80ZM246 213V212H245ZM6 214V213H4ZM247 214V213H246ZM251 214V213H249ZM263 214V213H262ZM47 215V214H46ZM6 216V215H5ZM55 216V215H54ZM63 216V215H62ZM66 216V215H65ZM64 216V217H65ZM70 216V215H69ZM48 217V216H47ZM51 217V216H50ZM53 217V215H52ZM51 217V218H52ZM18 218V217H17ZM25 218V217H24ZM54 218V217H53ZM78 218V216H77ZM252 218V217H251ZM23 219V218H22ZM38 219V218H36ZM58 219V218H57ZM67 219V217H66ZM34 220V219H33ZM63 220V218H62ZM65 220V219H64ZM80 220V219H79ZM48 221V220H47ZM52 221V220H51ZM75 221V220H73ZM32 222V221H31ZM80 222V221H79ZM1 223V222H0ZM12 223V222H11ZM15 223V222H13ZM49 223V222H48ZM55 223L52 221L51 224ZM78 223V222H77ZM256 223V221H255ZM22 224V223H21ZM56 224V223H55ZM54 224V225H55ZM13 225V224H12ZM18 225V223H17ZM24 225V224H23ZM28 225V224H27ZM35 225V224H34ZM53 225V226H54ZM76 225V224H75ZM38 226V225H37ZM70 226V225H69ZM263 226V227H262ZM11 227V226H10ZM21 227V225H20ZM30 227V226H29ZM41 227V226H40ZM81 227V226H80ZM9 228V227H8ZM12 228V227H11ZM65 228V227H64ZM74 228V227H73ZM85 228V229H86ZM256 228V229H255ZM29 229V228H28ZM36 229V228H35ZM44 229V228H43ZM48 229V228H47ZM78 229V228H77ZM38 230V229H37ZM36 230V232H37ZM61 230V229H60ZM76 230V229H75ZM87 230V229H86ZM8 231V230H7ZM41 231V230H39ZM68 231V230H66ZM78 231V230H77ZM5 232V231H4ZM27 232V231H26ZM44 232V231H43ZM49 232V231H48ZM61 232V231H60ZM88 232V231H87ZM56 233V232H55ZM63 233V232H62ZM86 233V232H85ZM47 234V231H46ZM51 234V233H50ZM67 234V233H66ZM88 234V233H87ZM30 235V234H29ZM44 235V234H43ZM36 236V235H35ZM34 236V237H35ZM87 236V235H86ZM7 237V236H6ZM40 237V236H39ZM38 237V238H39ZM43 237V236H42ZM95 237V238H94ZM28 238V237H27ZM44 238V237H43ZM76 238V237H75ZM79 238V237H78ZM89 238V237H88ZM25 239V238H24ZM45 239H47L45 237ZM49 239V238H48ZM59 239V238H58ZM67 239V238H65ZM69 239V238H68ZM72 239V238H70ZM92 239V240H93ZM78 240V239H77ZM7 241V240H6ZM27 241V240H26ZM48 241V240H47ZM60 241H62L60 239ZM70 241V240H68ZM79 241V240H78ZM44 244V240L42 241ZM52 242V241H51ZM67 242V241H66ZM9 243V241H8ZM31 243V242H30ZM36 243V241H35ZM53 243V242H52ZM75 243V241H74ZM94 243V242H93ZM19 244V243H18ZM42 244V245H43ZM77 244V243H75ZM79 244V243H78ZM83 244V243H82ZM23 245V244H22ZM27 245V244H26ZM34 245V244H33ZM78 246V245H77ZM16 247V246H15ZM70 247V246H69ZM82 247V246H81ZM2 248V247H1ZM33 248V247H32ZM47 248V247H46ZM60 248V247H59ZM62 248V246H61ZM27 249V248H26ZM30 249V248H29ZM36 249V248H35ZM40 249V248H39ZM48 249V248H47ZM16 250V248H15ZM25 250V249H24ZM23 250V251H24ZM38 250V249H37ZM79 250V249H78ZM7 251V250H5ZM8 252V251H7ZM13 252V251H12ZM45 251H43L44 254ZM82 252V251H81ZM28 253V252H27ZM83 253V252H82ZM15 254V253H14ZM33 254V253H32ZM42 254V252H41ZM50 254V253H49ZM71 254V253H70ZM85 254V253H84ZM3 255V254H1ZM52 255V254H51ZM74 255V254H73ZM18 256V255H17ZM28 256V255H27ZM68 256V254H67ZM82 256V255H81ZM80 256V257H81ZM19 257V256H18ZM23 257V256H22ZM30 257V256H29ZM40 257V256H39ZM4 258V257H3ZM7 258V257H6ZM21 258V257H20ZM79 258V257H78ZM84 258V257H83ZM61 259V257H60ZM59 259V260H60ZM1 260V259H0ZM31 260V259H30ZM37 260V259H36ZM41 260V259H40ZM34 261V260H33ZM45 261V260H44ZM67 261V260H66ZM3 262V260H2ZM16 262V261H15ZM26 262V261H25ZM24 262V263H25ZM47 262V261H46ZM18 263V262H16ZM20 263V262H19ZM65 263V262H64ZM3 264V263H2ZM12 264V263H11ZM14 264V263H13Z\"/></svg>",
  "mask_w": 264,
  "mask_h": 264
},
{
  "label": "rangeland",
  "instance_id": "obj_2",
  "mask_svg": "<svg viewBox=\"0 0 264 264\" xmlns=\"http://www.w3.org/2000/svg\"><path fill=\"white\" fill-rule=\"evenodd\" d=\"M72 2V7H68L69 9L61 10V5H57L55 7L54 12L50 14H54L53 20L56 22L53 23L51 20L49 22L48 17H45V19L38 24H35L34 27L36 28V33L41 35V40L45 42L48 39H52L53 36L57 37L59 42L62 40V43L52 40L51 44H47L48 47H52L49 49V53L47 52V45H44L42 41L38 39H35V48L40 51L42 49V54L43 52L47 54V59L46 56L43 59L34 58L32 59L31 63L35 64L36 67H39V73L42 75V81L39 83V89L44 91V94L40 95L37 100H28L27 94L23 93L24 91L26 92V89L29 88H23L21 85L15 86L16 90L14 88L11 92L10 95L6 94V97L0 96V106H2V98L8 99L9 101L12 102V106L10 105L8 107L9 113L8 115H12L13 113L16 114L17 116L15 117H7L8 119H14V118H20L24 116H28V119L30 123L36 128H39L36 132L37 135V140L36 138H27V137H22L21 138V132L22 130L19 128V124H17L18 128L12 132L9 129H1L0 128V264H81L85 259L92 257L94 255V244H95V239H93V235L90 236L91 229L86 228L87 222L86 218L84 217V214H82V209L80 208L79 211L75 208L76 204L79 202H84L88 198V196L95 190L99 188V181L98 175L95 174L97 173L96 170H92L91 172L88 171L89 173H86L84 175L80 176H74L71 174H67L66 172H63V167L65 169L64 163H60L62 161H59V156L62 154H71L69 157L72 158L73 151H74V146L77 145H83L86 147H92L89 145V143L93 141V136H95V132L103 135V131L106 130V126L102 123L100 118L102 119V115L108 110V106H106V101L102 97L105 94L106 87L111 86V88L108 87V90L110 93L112 90L116 88V92H114L116 95H119L122 97V94L120 93L123 89H125L126 84L130 85L133 87L135 93L133 99L130 101V104L133 105L134 99H141L142 95V104L146 106L147 109L149 110H158L168 114V110L161 102V95L163 91H167L168 89L170 90V87L165 88V86L171 85V88L175 85L176 88L174 90L171 89L170 94L172 93L175 98V100L178 102L179 106H182L181 104H184L181 109L187 110L190 112V120L189 124L185 123L183 125V119H182V113L179 112V110L173 109V112L171 111V114L169 113L171 117H174L177 119V124H179V127L181 130L184 132L186 135L187 141L189 144L193 147H191V150L197 151L196 153L193 151L192 153L195 154V156L201 161V163L204 164H209L211 161V156L213 153L217 154V151L219 149H224L227 153L224 154V159H228L231 157L234 153V150L236 152H239V156L237 157V165L244 167L245 168V177L249 180L247 184L243 182L241 179L242 177H238V180L242 183L245 192L244 195L239 199L238 201V207L237 211H235L236 217L239 218L240 222L242 219V226L247 229V227L252 226L254 227L255 224L257 226H260V224L264 222V133H253L252 131V123H257L258 124V118L259 117H264L263 114H259V112H256L254 108L259 107L260 105L256 106V103L259 102L260 100L263 101L262 98H264V91L260 89L261 86L264 84V78L261 79V81L253 87L252 89L249 88L252 86V84H249L247 81H244L241 77V70L242 67L239 64V62H235L234 60L226 63L224 65H221L219 63L218 59L219 57L216 55L215 51L217 52V48L215 47L214 50H212V47L208 45V39L207 37H203L204 31H202L203 25H208L210 22V18L208 17V12L209 8L211 6L210 0H73ZM82 1V2H81ZM84 1V2H83ZM209 1V2H208ZM114 2V3H113ZM177 2V3H176ZM191 2V3H190ZM171 3V4H170ZM198 3V4H197ZM85 4V5H84ZM92 4V5H91ZM104 4V5H103ZM119 4V5H118ZM135 4V5H134ZM139 4V5H137ZM200 4V5H199ZM251 4V3H250ZM140 6V7H139ZM66 7V8H67ZM112 7V8H111ZM139 8V10L137 9ZM207 7H209L207 9ZM216 7V12L220 15V12ZM136 8V9H135ZM203 8V9H202ZM208 10H206V9ZM61 11H60V10ZM103 9V10H102ZM115 9V10H114ZM173 9V10H171ZM198 9V10H197ZM58 10V11H56ZM187 10V11H186ZM206 12H204V11ZM62 12V13H59ZM101 11V12H100ZM128 11V12H127ZM141 11V12H139ZM153 11V12H152ZM163 11V12H162ZM194 11V13H193ZM127 12V13H126ZM174 12V13H173ZM188 12V13H187ZM69 13V14H67ZM182 13V14H181ZM204 13V14H203ZM207 13V14H205ZM63 14V16H62ZM91 14V15H90ZM174 14V15H173ZM201 14V16H200ZM68 15V16H67ZM85 15V16H84ZM96 15V16H95ZM105 15V16H104ZM138 15V17H137ZM186 15V16H185ZM190 15V16H189ZM196 15V16H195ZM204 15V16H203ZM219 15H217L219 17ZM51 16V15H50ZM83 16V17H82ZM203 16V17H202ZM175 17V18H174ZM186 19L189 21H185ZM191 17V18H190ZM195 17V18H194ZM198 17V18H197ZM166 18V19H165ZM181 18H183L181 20ZM201 18V20H200ZM203 18V19H202ZM236 18V17H235ZM52 19V17H51ZM74 19V20H73ZM191 19V20H190ZM206 19H209L206 21ZM70 20V21H69ZM133 20V22H132ZM177 20V21H176ZM196 20V21H195ZM203 20V21H202ZM237 19L230 20L228 25L232 26L231 29L234 31L235 29V21ZM73 21V22H72ZM77 21V22H76ZM96 21V22H94ZM103 21V22H102ZM192 21V24H191ZM200 21V22H199ZM206 24H204L205 22ZM234 21V23H233ZM86 22V23H85ZM126 23H134V22H139L140 24L137 26H134L132 24L131 26H128ZM150 22V23H149ZM163 22V23H162ZM190 22V23H189ZM199 22V23H198ZM89 23V24H88ZM183 23V24H182ZM239 23V22H238ZM48 24V25H47ZM59 24V25H58ZM64 26H63V25ZM72 24V25H71ZM112 24V25H111ZM147 24V25H146ZM200 25L199 27L197 25ZM202 24V25H201ZM38 25V27H37ZM67 25V26H66ZM74 25L81 26L78 33H71L73 30L72 27ZM91 25V26H90ZM117 25V26H116ZM157 25V26H156ZM181 25V26H180ZM195 25V27H194ZM52 26V27H49ZM62 26V27H59ZM66 26V27H65ZM86 26V27H85ZM106 26V27H105ZM160 26V27H159ZM165 26V27H164ZM197 26V27H196ZM204 26V27H205ZM55 27V28H54ZM69 27V28H68ZM138 27V28H137ZM154 27V28H151ZM192 27V28H190ZM201 27V28H200ZM203 27V28H204ZM64 28L66 30H64ZM150 28V29H149ZM178 28V29H177ZM187 28V29H186ZM195 28V30H194ZM197 28V29H196ZM85 29V30H83ZM88 32H86L87 30ZM142 29V30H141ZM35 30V29H34ZM62 30V31H61ZM148 30V31H147ZM153 30V31H151ZM192 30V31H191ZM231 30V31H232ZM39 31V32H38ZM42 31H45V33H40ZM112 31V32H111ZM146 31V32H145ZM162 31V32H161ZM182 31V32H181ZM202 31V32H201ZM195 32H198L199 35L195 34ZM201 32V33H200ZM31 32H29L30 34ZM81 33V34H80ZM185 33V34H183ZM220 33V32H219ZM45 34V35H44ZM76 34V35H75ZM90 34V35H89ZM115 34V35H114ZM147 34V35H146ZM167 34V35H166ZM202 34V35H201ZM43 35L46 36H52L45 38ZM62 36V37H59ZM122 35V36H121ZM202 38H201V36ZM243 35L247 36L246 38L249 39L253 34L248 37L247 34ZM26 37V33L24 34ZM28 36V34H27ZM89 36V37H88ZM97 36V37H96ZM121 36V37H120ZM155 36V37H153ZM196 36H198L196 38ZM200 36V37H199ZM245 36L243 37L244 39H236L230 44L226 45L231 48H234L233 46L235 45H240L243 47H248L244 41H246ZM108 37V38H107ZM124 37V38H123ZM160 37V39H159ZM188 37V38H186ZM195 37V38H194ZM70 38V39H69ZM181 38V39H180ZM193 38V39H192ZM21 39V38H19ZM76 39V40H75ZM189 39V40H187ZM203 39V40H202ZM79 40V41H77ZM91 40V41H90ZM185 40V41H184ZM202 40V41H201ZM207 40V41H205ZM55 41V42H54ZM70 41V42H68ZM74 41V42H73ZM188 41L190 42L189 45L187 44ZM39 42V44H38ZM68 42V44H67ZM92 42V43H91ZM118 42V43H117ZM147 42V43H146ZM157 44H156V43ZM206 42V43H205ZM41 43V44H40ZM53 43V45H52ZM94 43V44H93ZM240 43V44H239ZM97 44V45H95ZM130 44V45H129ZM170 44V45H169ZM200 44V45H198ZM203 44V45H201ZM65 45V46H64ZM94 45V46H92ZM100 45V46H99ZM110 48H109V46ZM115 47H114V46ZM46 46V47H44ZM63 46V47H62ZM81 46V47H80ZM99 46V47H98ZM112 46V47H111ZM118 46V47H117ZM179 46V47H178ZM199 46V47H198ZM43 47L45 51L43 50ZM49 47V48H50ZM105 47V48H104ZM142 47V48H141ZM155 47V48H154ZM201 47V48H200ZM242 47V48H243ZM264 47V46H263ZM89 48V49H87ZM114 50H113V49ZM118 48V49H117ZM120 48V49H119ZM137 48V49H136ZM168 48V49H167ZM188 48V49H187ZM9 49V48H8ZM74 49V50H73ZM112 49V50H111ZM143 49V50H142ZM162 49V50H161ZM171 49V50H170ZM178 49V50H177ZM184 49V51H183ZM187 49V50H186ZM205 49V50H204ZM210 49V51H209ZM216 49V50H215ZM6 48L0 49V55L2 54V57H0V64L4 63L6 60V55H8V52L6 51ZM94 50H97L96 52ZM101 50V51H100ZM104 50V51H102ZM135 50V53H134ZM175 50V51H174ZM192 50V51H191ZM197 50V51H196ZM233 50V49H232ZM231 50V51H232ZM91 51V52H90ZM112 51H114L112 53ZM118 51V52H117ZM165 51V53H164ZM172 51V52H171ZM204 53H202V52ZM22 52V51H21ZM93 52V53H92ZM100 52V53H99ZM110 52V53H109ZM120 52V53H119ZM125 52V54H123ZM140 52V54H139ZM152 52V53H151ZM207 56H206V53ZM213 52V53H212ZM38 53V54H39ZM82 53V54H81ZM96 53V54H95ZM99 53V54H98ZM191 53V54H190ZM202 53V54H201ZM210 53V54H209ZM212 53V54H211ZM55 54V55H54ZM112 54V55H110ZM142 54V55H141ZM155 54V55H154ZM170 56H169V55ZM188 54V55H187ZM209 54V56H208ZM5 55V56H3ZM49 55V57H48ZM70 55V56H69ZM99 55V56H98ZM120 55V56H118ZM134 55V56H133ZM200 55V56H199ZM212 55V56H211ZM214 55V57H213ZM233 55V51L232 54ZM253 54L246 49V54H240L241 58L239 61L244 62L246 60H249ZM36 56V55H35ZM54 56V58H53ZM94 56V57H93ZM108 56V57H107ZM122 56V57H121ZM146 56V57H144ZM37 57V56H36ZM41 57V56H40ZM52 57V58H51ZM100 57V58H99ZM129 57V58H128ZM151 57V58H150ZM202 57V58H201ZM212 58V60L208 58ZM225 57V56H223ZM69 58V59H68ZM87 58V59H86ZM90 58V59H89ZM108 58V60H107ZM118 58V59H117ZM132 58V59H131ZM139 58V59H138ZM41 60V62L39 60ZM60 59V60H59ZM80 59V60H79ZM99 59V60H98ZM103 59V60H102ZM151 59V60H150ZM192 59V62H196L195 65L192 64L194 67H189L186 68L188 65V60ZM195 59V60H194ZM37 60V62H36ZM48 60V61H46ZM58 60L60 62H58ZM76 60L77 62H74ZM119 60V61H118ZM153 60V61H152ZM188 62H187V61ZM2 61V63H1ZM7 61V60H6ZM72 63H70V62ZM80 61V62H79ZM94 61V62H93ZM155 61V62H154ZM158 61V62H157ZM203 61V62H202ZM212 61V62H211ZM216 61V62H215ZM218 61V62H217ZM15 62V61H13ZM19 62H21L19 60ZM30 62V61H29ZM43 62V63H42ZM128 62V63H127ZM173 62V63H172ZM199 62V63H198ZM255 62V61H254ZM7 63V62H6ZM15 63L19 64L18 61ZM42 63V64H41ZM58 63V64H57ZM61 63V64H60ZM68 63V64H67ZM75 63V64H73ZM78 63V64H77ZM80 63V64H79ZM103 63V64H102ZM111 63V64H110ZM126 63V64H125ZM176 63V64H175ZM182 63V64H180ZM202 63V64H201ZM213 63V64H212ZM5 64V63H4ZM4 64L0 65L3 68ZM9 63L5 64L8 65ZM51 66H50V65ZM53 64V66H52ZM87 64V65H86ZM123 64H125L123 66ZM211 64V65H210ZM42 65V66H39ZM47 65V66H46ZM55 65V67H54ZM59 65V68L56 66ZM74 65V66H73ZM76 65V66H75ZM83 65V66H82ZM127 65V68H126ZM129 65V66H128ZM191 65V66H192ZM198 65V67H197ZM205 65V66H204ZM214 65V66H213ZM49 66V67H48ZM67 66V67H66ZM78 66H80V72L78 71ZM103 66V67H102ZM174 66V67H173ZM179 66V67H178ZM220 66V69L218 70ZM226 66V67H225ZM89 67V68H86ZM129 67V68H128ZM134 67V68H133ZM202 67V68H201ZM205 67V68H203ZM213 67V69L211 68ZM217 67V68H216ZM47 71H45V69ZM55 70H54V69ZM58 68V69H57ZM78 68V69H77ZM115 68V69H114ZM152 68V70H151ZM159 68V69H158ZM177 70H176V69ZM185 68V69H183ZM191 68V69H190ZM193 68V73L192 72ZM209 68V69H206ZM264 68V67H263ZM42 69V70H41ZM49 69V70H48ZM53 69V70H52ZM85 69V70H84ZM99 69H100V75H99ZM103 69V70H102ZM109 69V70H108ZM114 69V70H112ZM128 69V70H127ZM139 69V70H138ZM205 69V70H204ZM216 69V70H215ZM2 70V69H1ZM71 70V71H70ZM77 70V71H75ZM112 70V71H110ZM122 72H121V71ZM168 70V71H167ZM176 70V71H175ZM186 70L188 73H186ZM190 72H189V71ZM208 70V72H206ZM221 70H223L221 72ZM238 70V72H236ZM82 71L88 72L86 74V77H82L79 75ZM93 71V72H92ZM125 71V72H124ZM202 71V72H201ZM205 71V73H204ZM216 71V72H215ZM225 71V72H224ZM241 71V72H240ZM1 72V71H0ZM43 72V73H42ZM113 72V73H112ZM116 72V73H115ZM154 72V73H153ZM180 72V73H179ZM184 72V73H183ZM199 72V74H198ZM215 72V73H214ZM264 72V71H262ZM45 73V74H44ZM47 73V74H46ZM77 73V74H76ZM109 73V74H108ZM111 73V74H110ZM166 73V74H165ZM171 73V74H170ZM175 73V74H174ZM177 73V75H176ZM201 73V74H200ZM211 73V74H210ZM214 75H213V74ZM222 73V74H221ZM121 76H120V75ZM140 74V75H139ZM147 76H146V75ZM150 74V75H149ZM170 74V75H169ZM181 74V75H180ZM188 74V76L183 77ZM192 74V75H191ZM198 74V75H197ZM208 77L211 76L212 79L206 78V75ZM210 74V75H209ZM224 74V75H223ZM240 75V76H237ZM1 75V73H0ZM115 75V76H114ZM119 75V76H118ZM123 75V76H122ZM138 75V76H137ZM156 75V76H155ZM175 75V76H173ZM205 75V76H204ZM219 75V76H218ZM222 75V76H220ZM225 75L228 77L225 78ZM232 75H235L237 77L231 78ZM90 76V77H89ZM102 78H100V77ZM107 76V78H106ZM111 76V77H110ZM133 76V79H132ZM141 76V77H140ZM193 76V77H191ZM198 76V77H197ZM204 76V77H203ZM254 76V75H253ZM61 77V78H60ZM74 83H73V80ZM75 77V78H74ZM79 77V79H78ZM160 77L162 80V83H160ZM166 77V78H165ZM169 77V78H168ZM179 77V78H178ZM202 77V78H201ZM60 78V79H59ZM69 78H71L69 80ZM94 78V80L92 79ZM105 78V79H104ZM110 78V79H109ZM120 78V79H119ZM122 78V79H121ZM150 78V80H149ZM174 81H171V79ZM182 78H186L182 79ZM196 78V79H195ZM205 78V80H204ZM214 78V79H213ZM51 79V80H50ZM64 79V80H62ZM82 79V80H81ZM89 80L90 84H84L83 86V80ZM114 79V80H113ZM143 79V80H142ZM209 81H208V80ZM222 79V80H221ZM223 79H225L223 82ZM238 79V80H237ZM48 80V81H47ZM55 80H56V85H55ZM62 80V81H60ZM72 80V81H71ZM95 82H93V81ZM108 80H111L110 82ZM118 80V81H117ZM130 80V82H128ZM136 80V81H135ZM139 80V81H138ZM169 80V81H168ZM178 80V81H177ZM182 80V81H181ZM197 80V81H195ZM214 82H213V81ZM60 81V82H59ZM76 81V82H75ZM102 81V82H101ZM104 81V82H103ZM107 81V83H106ZM148 81V82H147ZM151 81L153 83H151ZM154 81L156 83H154ZM160 81V82H159ZM177 81V82H176ZM180 81V84H179ZM241 81V82H240ZM243 81V82H242ZM45 82V83H44ZM46 82L49 84L53 83L55 85H48ZM51 82V83H50ZM99 82V84H98ZM109 82V83H108ZM122 82V83H120ZM144 82V84H143ZM146 82V83H145ZM167 82V84H166ZM170 82V83H169ZM187 82V84H186ZM189 82V83H188ZM191 82V83H190ZM210 82L209 84H207ZM220 82V83H219ZM228 82H231L228 84ZM62 83L64 85H62ZM68 83V84H67ZM74 85L72 86L71 85ZM106 83V84H105ZM111 83V85H110ZM117 83V84H116ZM141 83V84H140ZM150 83V84H149ZM179 85H178V84ZM233 83V84H232ZM235 83V84H234ZM244 83V84H243ZM60 84V86H59ZM66 84V85H65ZM70 84V85H69ZM84 87V89L80 86ZM98 84V85H97ZM109 84V85H107ZM138 84V85H137ZM143 84V85H142ZM147 84L151 85L150 87L147 86ZM154 84L156 86L154 87ZM164 84V85H163ZM183 84V85H182ZM195 84V86H193ZM207 85L206 87L204 86ZM213 84V85H212ZM216 84V85H215ZM222 88H221V86ZM228 84V85H226ZM232 84V85H231ZM239 86H238V85ZM247 84V85H246ZM48 85V86H47ZM62 85V86H61ZM120 85V87H119ZM140 85V86H139ZM145 85V86H144ZM203 85V86H202ZM215 85V86H214ZM219 85V86H218ZM225 85V86H224ZM246 85V86H245ZM260 85V86H259ZM65 86V87H64ZM72 86V88H71ZM79 86V87H78ZM139 86V88H138ZM161 88H159V87ZM182 86V87H181ZM209 86V87H208ZM229 86V87H228ZM231 86V87H230ZM250 86V87H247ZM259 86V87H258ZM48 87V88H47ZM50 87V88H49ZM57 87V88H56ZM77 87V89H76ZM104 87V88H103ZM113 87V89H112ZM135 87V88H134ZM143 87V88H142ZM146 87L148 89L146 90ZM152 87V88H151ZM165 90H164V88ZM179 87V88H178ZM188 87V89H187ZM192 87V89H191ZM204 87V88H203ZM208 87V88H207ZM216 87V88H215ZM218 87V90H217ZM225 87V88H224ZM238 87L241 88L237 89ZM257 87V89H255ZM86 88V89H85ZM157 88V89H156ZM163 88V89H162ZM183 88V89H182ZM195 88V89H194ZM207 88V89H206ZM212 88V89H211ZM221 88V92L219 93V89ZM230 88V90H229ZM254 88V89H253ZM53 89V90H52ZM57 89V90H56ZM80 89V90H79ZM83 91H82V90ZM112 89V90H110ZM121 89V90H120ZM153 89V90H152ZM159 89V90H158ZM167 89V90H166ZM198 89V90H197ZM205 89V90H204ZM211 89V90H210ZM216 89V90H215ZM236 89V90H235ZM245 89V90H244ZM1 90V89H0ZM31 90L35 91L34 88ZM74 90V92H73ZM78 90V91H77ZM93 90V91H92ZM142 90V92H141ZM150 90V93H153L154 95L157 96L159 95V91L161 92L157 99V101H154L156 96L153 94H148ZM151 90L153 92H151ZM155 90V92H154ZM163 90V91H162ZM179 90V91H178ZM183 90V91H182ZM195 90V91H194ZM213 90V91H212ZM225 90V91H224ZM232 90V91H231ZM241 92V100L239 99L240 95L239 92ZM261 90V91H260ZM15 91V92H14ZM58 91V92H57ZM82 91V93H80ZM92 91V92H91ZM138 91V92H137ZM145 91V92H144ZM146 91H148L146 93ZM174 91V92H173ZM189 91V92H188ZM191 91V92H190ZM204 91V92H203ZM230 91V92H229ZM235 91V92H233ZM249 91V92H248ZM1 92V91H0ZM13 92V93H12ZM87 92V94H86ZM144 92V93H143ZM187 92V93H186ZM196 92V93H195ZM198 92V93H197ZM233 92V93H232ZM258 92V93H257ZM261 92V93H260ZM263 92V93H262ZM18 93V94H17ZM46 93V94H45ZM107 93V98L109 101L115 103L118 102L120 103L123 101V98L120 99L119 96L115 97V94H110L111 96H114L113 99L108 95ZM164 93V92H163ZM192 93V94H190ZM207 93V94H206ZM209 93V94H208ZM211 93V94H210ZM232 93V94H231ZM250 93V95H249ZM253 93V97H252ZM99 94V95H98ZM145 94V95H143ZM180 94V96H179ZM183 94H187L186 96ZM189 94V95H188ZM200 94V95H199ZM216 94V96H215ZM227 94V95H226ZM233 94H235L233 96ZM239 94V96H238ZM245 94V96H244ZM248 96H247V95ZM258 94V95H257ZM47 95V96H46ZM106 95V94H105ZM152 95V96H151ZM183 95V96H182ZM195 95V97H194ZM205 95V96H204ZM207 95V96H206ZM214 95V96H211ZM220 95V96H219ZM224 95V96H223ZM226 95V96H225ZM257 95L256 97H254ZM261 95V96H260ZM17 96V97H16ZM185 96V98H184ZM190 96V97H189ZM204 96V97H203ZM223 96V97H222ZM227 96L232 97L231 102L229 101L228 104H226V98ZM24 97V98H23ZM102 97V98H100ZM148 97V98H147ZM154 97V99H153ZM197 97V99H196ZM218 97V98H217ZM238 97V99H237ZM247 97V99H246ZM15 98V99H14ZM17 98V99H16ZM77 98V99H76ZM80 98V99H79ZM82 98V99H81ZM90 98V99H89ZM146 98V101L145 99ZM150 98V100H149ZM160 98V101H159ZM189 98V99H188ZM210 98V99H209ZM213 98H217V100H214ZM224 98V99H222ZM236 98V99H235ZM249 98V99H248ZM251 98V99H250ZM253 98V99H252ZM258 101H256L257 99ZM72 101L74 102H71ZM86 99V101H84ZM100 99V100H99ZM103 99V102H102ZM153 99V101H152ZM192 100V102H188V100ZM246 99V101H245ZM7 100V101H8ZM17 100V101H15ZM42 100V101H41ZM60 100L62 102H60ZM78 100V102H77ZM82 100V101H80ZM115 102H114V101ZM144 100V101H143ZM149 100V101H148ZM180 100V102H179ZM197 100V101H196ZM222 100V101H221ZM239 100V102H238ZM248 100V101H247ZM254 102H253V101ZM24 101V103H23ZM48 101V102H47ZM52 101V102H51ZM88 101V102H87ZM91 101V102H90ZM96 101V102H95ZM133 101V102H132ZM242 101V102H241ZM14 102V104H13ZM20 102V103H19ZM22 102V103H21ZM57 102L60 104L55 110H53V114L51 115V112L47 110L48 114L44 115V111H40L44 107H49L52 108L54 107ZM69 102V103H68ZM144 102V103H143ZM156 102V103H155ZM158 102V103H157ZM184 102V103H182ZM213 102V104H212ZM247 102V103H246ZM254 104H252V103ZM5 103V100H4ZM8 103V102H6ZM82 103V105H81ZM86 103V105H85ZM89 103H94V106L92 108L89 107ZM146 103V104H145ZM154 103V104H153ZM192 103V104H191ZM205 103V104H204ZM211 103V104H210ZM239 103V104H238ZM251 103V104H249ZM9 104V103H8ZM17 104V105H16ZM22 104V105H21ZM51 104V105H50ZM69 104V105H68ZM77 106H76V105ZM148 104V106H147ZM157 104V105H156ZM187 104V106H186ZM189 104V105H188ZM222 107H226L225 110H221L219 113V110L217 107L219 105ZM222 104V105H221ZM225 104V105H224ZM231 104V105H230ZM244 104V109L243 111L240 109L239 106ZM248 106H247V105ZM33 105V108H31ZM38 105V107H37ZM41 105V106H40ZM49 105V106H48ZM68 105V106H67ZM74 105V106H73ZM101 105V106H99ZM218 105V106H217ZM20 106V107H18ZM22 106V107H21ZM36 106V108H35ZM73 106V107H72ZM79 106V107H78ZM87 108H85V107ZM99 106V107H98ZM160 106V107H159ZM191 108H189V107ZM195 106V107H194ZM203 106V108H202ZM212 106H215L212 108ZM217 106V107H216ZM234 108H233V107ZM64 107V108H63ZM69 107L70 110L78 109V110H73L69 112ZM89 107V108H88ZM158 107V108H157ZM187 107V108H186ZM228 107V108H227ZM13 108V110H12ZM26 108V109H25ZM85 110H84V109ZM100 108V109H99ZM200 108V109H199ZM205 108V109H204ZM16 109V110H14ZM21 109V111H20ZM59 109V110H58ZM68 109V110H67ZM82 109V110H81ZM93 109V110H92ZM197 109V110H196ZM199 109V110H198ZM218 111H217V110ZM238 109V111H237ZM254 110L252 113L251 110ZM263 109V110H262ZM261 111L264 112V108H262ZM11 110V111H10ZM31 110V111H30ZM58 110V111H57ZM84 110V111H83ZM90 110V111H88ZM176 110V111H175ZM203 110V111H202ZM231 110V111H230ZM242 112H241V111ZM79 111L82 112V114L79 113ZM179 112L178 115L176 112ZM194 111V112H193ZM217 111V112H216ZM232 113H230V112ZM247 111V112H246ZM249 111V112H248ZM61 112V114L59 113ZM74 112V113H72ZM103 112V113H102ZM196 112V113H195ZM209 112V113H208ZM218 114H215V113ZM235 112V113H234ZM27 113V114H26ZM30 113V114H29ZM43 113V114H42ZM65 113V114H64ZM77 113V114H76ZM99 113V114H98ZM176 113V114H175ZM208 113V114H207ZM211 113V114H210ZM214 113V114H213ZM223 113V114H222ZM226 113H230L229 115V120L228 124L230 126L235 127L236 129L242 128L244 122L246 120V123L248 124L247 129L241 133L240 129L239 132L237 131L236 134H233L232 136L225 135L224 133L215 135V140L213 142L217 143L216 147L215 145L211 146L210 142V136H209V130L212 127V125L219 124V121L221 118V115L224 116ZM251 113L253 117L248 114ZM3 114V115H2ZM4 111L0 109V118L4 117ZM25 114V115H24ZM37 114V115H35ZM41 114V115H40ZM63 114V115H62ZM73 114V115H72ZM76 114V116L74 115ZM85 114V115H84ZM97 114V115H95ZM120 114V113H119ZM194 116H193V115ZM203 114V115H202ZM205 114L207 119H205ZM210 114V116H209ZM232 114V115H231ZM247 114V115H246ZM6 115V114H5ZM7 115V116H8ZM31 115V116H30ZM40 115V116H39ZM81 115V116H80ZM118 115V114H117ZM114 114L113 118L117 116ZM202 115V116H201ZM213 115V116H211ZM260 115V116H259ZM58 116V117H57ZM74 116V117H73ZM79 116V118H78ZM88 116V117H87ZM216 116V117H215ZM220 116V117H218ZM257 116V118H256ZM55 118V120L53 118ZM57 117V118H56ZM63 117V119H62ZM66 117L67 120H64ZM84 117V118H83ZM180 117V118H179ZM226 117V116H225ZM238 117V120H237ZM73 122L72 125H68V122ZM77 118V119H76ZM86 118V119H85ZM89 118V119H88ZM117 118V117H116ZM123 118V117H121ZM127 118V116H126ZM195 118V119H194ZM233 118V119H232ZM251 120H250V119ZM60 119V120H59ZM84 119L83 122H81ZM200 119V120H199ZM212 119V121H211ZM236 119V121H235ZM245 119V120H244ZM37 120V121H36ZM44 120V121H43ZM50 120V121H49ZM58 120V123L61 124H56ZM77 120V121H76ZM81 120V121H80ZM118 120V119H117ZM122 120V119H120ZM182 122H181V121ZM210 120V121H209ZM232 120V121H231ZM234 120V121H233ZM12 121V120H11ZM16 121V120H15ZM43 121V122H42ZM53 121L55 123H53ZM62 121V122H61ZM65 121V123H63ZM76 121V122H75ZM89 121V122H88ZM185 121V120H184ZM232 123H230V122ZM82 124H81V123ZM92 124H91V123ZM95 122V123H94ZM110 122H113L114 124V119H111ZM192 122V123H191ZM202 122V123H201ZM204 122V123H203ZM214 124H213V123ZM13 123V122H12ZM41 123V128L39 127V124ZM45 123V124H44ZM48 123V125L46 124ZM53 123V124H51ZM80 123V124H79ZM84 123V124H83ZM86 123V124H85ZM87 123H90L87 125ZM175 123V122H174ZM200 123V124H199ZM208 123V124H207ZM237 123V124H236ZM64 124V125H63ZM75 124V125H73ZM94 124V125H93ZM182 126H181V125ZM198 125L197 126H193ZM37 125V126H36ZM47 125V127H46ZM56 125V126H55ZM62 125V126H61ZM82 125V126H81ZM84 125V126H83ZM228 125V126H229ZM44 126V127H43ZM50 126V127H49ZM59 126V127H58ZM74 126V127H73ZM80 126V128H79ZM86 126V127H85ZM89 126V127H88ZM92 126V127H91ZM95 126V127H93ZM105 126V127H104ZM119 126L117 128L118 131L115 132L114 135H116V138L120 137L122 139V136L124 133L122 131V126L119 123ZM126 126V125H125ZM205 126V127H204ZM209 126V128H208ZM228 126L225 128L227 129ZM239 126V127H238ZM264 126V125H262ZM53 127V128H52ZM68 127V128H67ZM72 127V128H71ZM103 127V129H102ZM250 127V128H249ZM44 128V129H43ZM48 128V129H47ZM62 128V129H61ZM78 128V129H75ZM82 128V130H80ZM96 128V129H95ZM98 128V129H97ZM105 128V129H104ZM121 128V130H120ZM223 129V127H220ZM46 129V130H45ZM63 131H60V130ZM75 129V130H74ZM87 129V130H86ZM188 129V130H187ZM250 129V131H249ZM5 130V131H4ZM45 130L43 133L42 131ZM70 130V131H69ZM80 130V131H77ZM94 130V131H93ZM97 130V131H96ZM101 130V131H100ZM31 131V130H28ZM75 131V132H74ZM87 131V132H86ZM99 131V132H98ZM122 131V132H121ZM190 131V132H189ZM198 131V132H197ZM208 131V132H207ZM252 131V132H251ZM8 132V133H7ZM10 132V133H9ZM13 132H15L13 134ZM42 132V133H41ZM48 134H47V133ZM61 132V133H60ZM83 132V133H82ZM89 132V133H88ZM92 132V133H90ZM201 132L202 135H201ZM250 132V133H249ZM7 133V134H6ZM18 133V134H17ZM21 133V134H20ZM88 133V134H87ZM191 133V134H189ZM194 133V134H193ZM198 133V134H197ZM247 133V134H246ZM4 134V135H3ZM6 134V135H5ZM11 134V135H10ZM46 136H45V135ZM74 134V135H73ZM92 134V135H91ZM206 134V135H205ZM13 135V136H12ZM18 135V136H17ZM50 135H52V138L50 139ZM209 137H208V136ZM249 135V136H248ZM8 136V137H7ZM44 136V137H43ZM69 136V138H68ZM92 136V137H91ZM196 136V137H195ZM200 136V137H199ZM202 136V137H201ZM204 136V137H203ZM207 136V138L205 137ZM248 136V137H247ZM257 136V137H256ZM13 137V138H12ZM81 137V139H80ZM225 137V138H224ZM251 137V138H250ZM261 138V140L259 139ZM15 138V140H14ZM18 138V139H17ZM25 138V139H24ZM83 138V139H82ZM91 138V139H90ZM224 140L227 139V140ZM234 138V139H233ZM237 138V139H236ZM242 138V139H241ZM8 139V141H6ZM11 139V140H10ZM38 139L40 141H38ZM46 139V140H45ZM49 139V140H48ZM57 139V140H56ZM60 139L61 143L59 142ZM85 139V140H84ZM114 139V138H113ZM196 139V140H195ZM199 139V140H198ZM207 139V140H206ZM66 140V141H65ZM81 140V141H80ZM115 140V139H114ZM220 140V141H219ZM239 140V141H238ZM241 140V142H240ZM2 141V142H1ZM4 141V143H3ZM10 141V143H9ZM17 141V142H16ZM38 141V142H37ZM47 141V142H46ZM50 141L51 144L49 143ZM57 143L59 144H56ZM77 143H76V142ZM203 141V142H202ZM205 141L207 143H205ZM20 142V143H19ZM35 142V144H34ZM40 142V143H39ZM67 142L69 144H67ZM89 142V143H87ZM196 142V143H195ZM14 145H11L13 144ZM16 143H19L16 144ZM37 143V144H36ZM79 143V144H78ZM199 145H198V144ZM202 143V144H201ZM206 145H205V144ZM226 143V144H225ZM233 143V144H232ZM236 143V145H235ZM241 143V144H240ZM250 143V144H249ZM10 144V145H8ZM64 144H66L64 146ZM209 146H208V145ZM220 146L218 147V145ZM7 145L9 150L6 149ZM21 145V146H20ZM32 147L36 148L38 152L36 153L35 149H32ZM39 145V146H38ZM203 145V146H201ZM228 145V147H227ZM234 145V146H233ZM243 145V146H242ZM245 145V146H244ZM253 145L254 148L251 149ZM37 146V147H36ZM50 146H52L50 148ZM67 146V149H66ZM205 146V148H204ZM248 146V147H247ZM250 146V149L249 148ZM5 147V149H3ZM200 147V149H199ZM208 147V148H207ZM236 147V148H235ZM238 147V148H237ZM256 147V148H255ZM258 147V148H257ZM12 148V149H11ZM16 148V149H15ZM24 148V149H22ZM31 148V149H30ZM39 148V149H38ZM51 150H50V149ZM60 148V150H59ZM61 148L63 150H61ZM193 148V149H192ZM211 148V149H210ZM215 148V149H214ZM231 148V149H230ZM261 148V149H260ZM21 149V150H20ZM111 148H104V151H109ZM209 149V150H208ZM213 149L215 151H213ZM230 149V150H229ZM258 149V150H254ZM13 150V152L11 151ZM18 150V151H15ZM35 153H33L32 151ZM48 150V151H47ZM199 150V151H198ZM203 150V152H202ZM211 150V151H210ZM217 150V151H216ZM55 151V153H54ZM66 151V152H65ZM69 151V152H68ZM205 151V152H204ZM209 151V152H208ZM252 151V152H251ZM255 151V152H254ZM257 151V152H256ZM15 152V154H14ZM26 154H25V153ZM263 152V153H261ZM2 153V154H1ZM18 153V154H16ZM23 155H22V154ZM76 153V151L74 152ZM73 153V154H74ZM206 153V154H204ZM242 153V154H241ZM254 153V154H253ZM21 154V155H20ZM30 154V155H29ZM32 154V155H31ZM58 154V155H57ZM231 154V155H230ZM259 154V155H258ZM7 155V157H5ZM13 155V156H12ZM45 155V157H44ZM55 155V156H54ZM95 156L100 155L99 152L97 154H94ZM202 155H204L202 157ZM208 155V156H207ZM249 155V156H248ZM15 156V157H14ZM22 156V157H21ZM34 156V158H33ZM68 156V155H67ZM66 156V157H67ZM27 159H26V158ZM30 157V158H29ZM37 157V158H36ZM8 158V159H7ZM24 160H21L23 159ZM56 158V159H55ZM93 158H95L93 156ZM239 158V159H238ZM241 158V159H240ZM4 159V160H2ZM13 159V160H12ZM43 159V160H42ZM55 159V160H54ZM209 159V160H208ZM256 161H255V160ZM22 162H21V161ZM32 160V161H29ZM34 160V161H33ZM35 160L36 163H35ZM39 160V161H38ZM54 160V161H53ZM252 160V161H251ZM6 161V162H5ZM28 161V163H27ZM254 161V163H252ZM31 162V165L29 164ZM35 164H33V163ZM40 162V163H39ZM51 162V164H50ZM241 162V164H240ZM8 163V164H7ZM13 165H12V164ZM28 164L29 168L26 167ZM56 163V165H55ZM248 163V164H246ZM42 164V165H41ZM60 164V165H59ZM263 164V165H262ZM5 165V166H4ZM33 165V166H32ZM35 168H32L34 167ZM41 165V166H40ZM47 165V166H46ZM63 165V167H61ZM247 165V166H246ZM258 165V166H257ZM14 166V167H13ZM18 168H17V167ZM43 166V168H42ZM54 169H53V167ZM16 167V168H15ZM23 167V169H22ZM25 167V168H24ZM56 167H58L56 169ZM61 167V168H59ZM259 167V168H258ZM8 168H12L11 171ZM38 168V169H37ZM42 168V169H41ZM17 169V172L16 170ZM20 169H22L20 171ZM36 169V170H35ZM41 169V170H40ZM259 169V170H258ZM24 170V171H23ZM39 170V171H38ZM48 170V171H47ZM58 170V171H57ZM38 171V172H37ZM46 173H44V172ZM54 171V172H53ZM96 171V172H95ZM248 171V172H247ZM15 174H14V173ZM23 172V173H22ZM33 172V173H32ZM36 172V173H35ZM40 172V173H39ZM53 174H52V173ZM94 172V174H93ZM3 173V174H2ZM8 173V174H7ZM9 173L10 176H9ZM30 173V174H29ZM32 173V174H31ZM61 175H60V174ZM91 173V174H90ZM20 174V175H19ZM25 174V175H24ZM34 174V175H33ZM37 174H41L40 176ZM43 174V175H42ZM46 174V175H45ZM55 174V175H54ZM8 175V176H7ZM52 175V176H51ZM97 175V176H96ZM7 176V177H6ZM16 176V177H15ZM19 176V177H18ZM43 176V177H42ZM61 176V177H60ZM69 176V177H68ZM9 177V178H8ZM14 177V178H13ZM34 177V178H33ZM37 180H36V178ZM40 177V179H39ZM63 177V178H62ZM72 177V178H71ZM89 177V178H88ZM13 178V179H12ZM42 178V179H41ZM43 178L45 180H43ZM58 178V179H57ZM66 178V179H64ZM70 178V179H68ZM89 180H88V179ZM92 178V179H91ZM6 179V180H5ZM19 179V180H18ZM48 179V180H47ZM55 179V180H52ZM86 179V180H85ZM18 180V181H17ZM39 180V183H38ZM56 180L58 182V185L56 183ZM62 180V181H61ZM67 180V181H66ZM77 183H76V182ZM4 182V183H3ZM8 182V184H7ZM47 182V183H46ZM61 182V184H59ZM97 182V184H96ZM253 182V183H252ZM26 183V184H24ZM43 183V184H42ZM20 186H19V185ZM45 184V185H44ZM51 184V185H49ZM66 184V185H65ZM71 184V185H70ZM84 184V185H83ZM94 184V186H92ZM16 185H18L16 187ZM31 186V191L30 187ZM56 185V186H55ZM62 185V187H61ZM87 185V186H86ZM247 185V186H246ZM22 186V187H21ZM44 186V187H43ZM66 186V187H64ZM69 186V187H68ZM72 186V187H71ZM256 186V187H255ZM13 187V189H12ZM28 187V188H27ZM37 187V188H36ZM58 187L56 190L55 188ZM89 187V188H88ZM2 188V189H1ZM36 188V189H35ZM41 188V189H40ZM48 188V189H47ZM53 189V190H50ZM19 189V190H18ZM21 189V190H20ZM27 189V190H26ZM40 189V190H39ZM47 189V191H45ZM59 189V190H58ZM63 189V190H61ZM24 190V191H22ZM29 190V191H28ZM68 190V191H67ZM77 190V192H76ZM31 193L33 196H31ZM44 191V192H43ZM60 191V192H59ZM63 191V192H62ZM21 192V193H20ZM87 192V193H86ZM27 193V194H26ZM39 193V194H38ZM45 193V194H44ZM47 193V195H46ZM55 193V194H54ZM80 193V194H79ZM83 193V194H82ZM25 194V195H24ZM49 194V195H48ZM69 194V195H68ZM29 195L30 197H34V200H30V198L27 197ZM76 195V196H75ZM262 195V196H261ZM3 196V197H2ZM24 196V197H23ZM38 196V197H37ZM58 196V197H57ZM70 196V197H68ZM75 196V197H74ZM54 197V198H53ZM57 197V199H56ZM63 197V198H62ZM86 197V198H85ZM251 197V198H250ZM3 198V199H2ZM28 198V200H27ZM49 198V199H48ZM61 198V199H60ZM85 198V199H84ZM254 198V199H253ZM9 199V200H8ZM56 199V200H55ZM65 199V200H64ZM80 199V200H79ZM20 200V201H19ZM22 200V201H21ZM28 204H27V201ZM57 200L59 203H57ZM72 200V202H71ZM6 201V202H5ZM9 201V202H8ZM24 201V202H23ZM32 201H34L33 206ZM74 201V202H73ZM43 202V203H42ZM50 205L49 207L46 205V203ZM66 202V203H62ZM77 202V203H76ZM253 202V205L252 203ZM59 204V205H55ZM71 203V204H70ZM74 203V205H73ZM243 203V204H242ZM11 204V205H10ZM25 204V205H24ZM30 204V205H29ZM4 205V206H3ZM29 205V206H28ZM39 205V206H38ZM246 205V206H245ZM64 206V207H63ZM67 206V207H66ZM55 207V208H53ZM35 208V209H34ZM48 208V209H47ZM66 210H65V209ZM69 208V210H68ZM64 209V210H62ZM73 209V210H72ZM14 210V211H13ZM27 210V211H26ZM37 210V212H36ZM43 210V212H42ZM76 210V211H75ZM254 210V211H253ZM258 210V211H257ZM19 211V212H17ZM46 211V212H45ZM14 212V213H13ZM51 212V213H50ZM65 212V213H64ZM75 212H77L75 214ZM81 212V213H80ZM247 214H246V213ZM6 213V214H4ZM80 213V214H79ZM251 213V214H249ZM263 213V214H262ZM47 214V215H46ZM6 215V216H5ZM53 215V217H52ZM55 215V216H54ZM63 215V216H62ZM66 215V216H65ZM70 215V216H69ZM48 216V217H47ZM52 218H51V217ZM65 216V217H64ZM78 216V218H77ZM18 217V218H17ZM25 217V218H24ZM67 217V219H66ZM252 217V218H251ZM23 218V219H22ZM38 218V219H36ZM58 218V219H57ZM63 218V220H62ZM34 219V220H33ZM65 219V220H64ZM80 219V220H79ZM48 220V221H47ZM55 223L51 224L52 221ZM75 220V221H73ZM32 221V222H31ZM80 221V222H79ZM256 221V223H255ZM12 222V223H11ZM15 222V223H13ZM49 222V223H48ZM78 222V223H77ZM18 223V225H17ZM22 223V224H21ZM13 224V225H12ZM24 224V225H23ZM28 224V225H27ZM35 224V225H34ZM55 224V225H54ZM76 224V225H75ZM261 224V225H262ZM21 225V227H20ZM38 225V226H37ZM54 225V226H53ZM70 225V226H69ZM12 228H11V227ZM30 226V227H29ZM41 226V227H40ZM81 226V227H80ZM9 227V228H8ZM65 227V228H64ZM74 227V228H73ZM256 227V225H255ZM263 227V226H262ZM29 228V229H28ZM36 228V229H35ZM44 228V229H43ZM48 228V229H47ZM78 228V229H77ZM87 230H86V229ZM38 229V230H37ZM61 229V230H60ZM76 229V230H75ZM256 229V228H255ZM8 230V231H7ZM37 230V232H36ZM41 230V231H39ZM68 230V231H66ZM78 230V231H77ZM5 231V232H4ZM27 231V232H26ZM44 231V232H43ZM47 231V234H46ZM49 231V232H48ZM61 231V232H60ZM88 231V232H87ZM56 232V233H55ZM63 232V233H62ZM86 232V233H85ZM51 233V234H50ZM67 233V234H66ZM88 233V234H87ZM30 234V235H29ZM44 234V235H43ZM36 235V236H35ZM87 235V236H86ZM7 236V237H6ZM35 236V237H34ZM40 236V237H39ZM44 238H43V237ZM28 237V238H27ZM39 237V238H38ZM45 237L47 239H45ZM76 237V238H75ZM79 237V238H78ZM89 237V238H88ZM25 238V239H24ZM49 238V239H48ZM59 238V239H58ZM67 238V239H65ZM69 238V239H68ZM72 238V239H70ZM95 238V237H94ZM60 239L62 241H60ZM79 241H78V240ZM93 239V240H92ZM7 240V241H6ZM27 240V241H26ZM44 240V244L43 241ZM48 240V241H47ZM70 240V241H68ZM9 241V243H8ZM36 241V243H35ZM53 243H52V242ZM67 241V242H66ZM77 243L75 244L74 243ZM31 242V243H30ZM94 242V243H93ZM19 243V244H18ZM79 243V244H78ZM83 243V244H82ZM23 244V245H22ZM27 244V245H26ZM34 244V245H33ZM43 244V245H42ZM78 245V246H77ZM16 246V247H15ZM62 246V248H61ZM70 246V247H69ZM82 246V247H81ZM2 247V248H1ZM33 247V248H32ZM48 249H47V248ZM60 247V248H59ZM16 248V250H15ZM27 248V249H26ZM30 248V249H29ZM36 248V249H35ZM40 248V249H39ZM25 249V250H24ZM38 249V250H37ZM79 249V250H78ZM7 250V251H5ZM24 250V251H23ZM13 251V252H12ZM43 251L44 254H43ZM83 253H82V252ZM28 252V253H27ZM42 252V254H41ZM15 253V254H14ZM33 253V254H32ZM50 253V254H49ZM71 253V254H70ZM85 253V254H84ZM3 254V255H1ZM52 254V255H51ZM68 254V256H67ZM74 254V255H73ZM19 257H18V256ZM28 255V256H27ZM82 255V256H81ZM23 256V257H22ZM30 256V257H29ZM40 256V257H39ZM81 256V257H80ZM4 257V258H3ZM7 257V258H6ZM21 257V258H20ZM61 257V259H60ZM79 257V258H78ZM84 257V258H83ZM31 259V260H30ZM37 259V260H36ZM41 259V260H40ZM60 259V260H59ZM3 260V262H2ZM34 260V261H33ZM45 260V261H44ZM67 260V261H66ZM18 263H16V262ZM26 261V262H25ZM47 261V262H46ZM20 262V263H19ZM25 262V263H24ZM65 262V263H64Z\"/></svg>",
  "mask_w": 264,
  "mask_h": 264
}]
</instances>
